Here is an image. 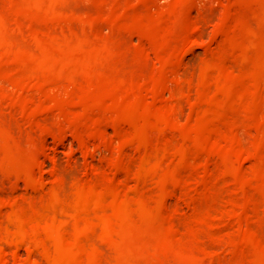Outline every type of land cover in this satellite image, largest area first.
I'll use <instances>...</instances> for the list:
<instances>
[{"label":"rangeland","instance_id":"obj_1","mask_svg":"<svg viewBox=\"0 0 264 264\" xmlns=\"http://www.w3.org/2000/svg\"><path fill=\"white\" fill-rule=\"evenodd\" d=\"M88 1H90V0L84 1V7L88 5V4H86ZM177 1H180V3L176 2V0H148V12L147 13L149 15L151 14V16L148 17L149 24H148L147 29L144 30L142 33H140L139 29H138L139 27H137V28L135 27L134 29H131V36L128 37L130 40L128 38H124V35H122L121 36L122 38L119 37V40L117 43L116 42L117 40L114 41L113 40L114 38L111 36V33H109V32H111V29L110 30L107 29V28H109L105 24V23H107V21H105V22L103 21V23L100 22L101 25L99 24L98 28L101 29V31L93 26V23H94V25L96 23L95 16H93L92 19H88L87 17L86 18L83 17V22H82L83 25L78 26L79 28L81 27L78 30L79 32L77 30H75V32H72L73 34L63 32V31L58 32L57 30L59 29V27H63L64 23H65V18L63 20H62V18H60V20H59V17H60L59 12L63 11L62 13H64V14H65V12H64V9H61L60 8L61 6L58 5L61 3V0L60 1L59 0H51L52 6H50V8H46L47 9L46 11L49 14V16H48L49 22L48 23L50 25L45 30V31H47V33H45V31L43 30V35H41L42 37H45L43 39H45V40L47 39L48 42L49 41H51V42L48 43L47 41L43 40L40 36L39 38H37V37L33 38L30 42V43H32L31 45L29 43V46L27 44V46H25L24 48H23V46H21L22 47L21 51H23L22 52L23 55H24L25 49H26L25 53L28 52L27 55H24V56H26V58L22 57V58H24V60L25 59L27 60V56L29 57L30 61L35 60L34 58H36V57L40 58L39 60L36 58L38 60V63H36L37 60L34 63H32V62L30 63L28 60H27L28 62L25 60V63H27V64L29 63V66H31V68L29 67L30 68L29 72L27 71L28 70L27 66L26 65H24L25 67L23 66V64H25V63L23 62L22 58H20V57L18 58V56H20V49H21V47H19L21 45L20 42L17 40L13 41L14 46L17 44L16 42H19V44H17L18 47H17V45L15 46L17 48L10 47L12 50L14 49V52L13 51L11 52L10 51L11 49H8L9 47L5 46V45L11 43V40L9 42V40L7 39L8 37L4 35L5 31H3V29H5L6 27H5L4 22L2 20H0V31L2 33V34H0V37H1L0 48H1V46H2V48H4V46H5V50L7 51V49H8V51H9V54H8V52L3 50L4 55H1L2 54V52H1L2 48H1L0 49V60L2 58H3V61H5V60L6 61H12V59L13 60L16 59L17 61H14V62L18 63V64L13 65L15 69H13L12 65H10V68L6 67L7 65L4 66L5 63L2 64L3 61L0 63V65H2V67H0V73H1V71L3 72L4 70L7 71V74L4 73L5 71L3 72V76L5 79L3 77H1L2 73L0 74V84H1V86L3 85L2 86L3 91H5L6 89L7 90L10 89L9 81H7V79H6L8 77L7 75L9 74V76H10L9 78L12 77L11 78L12 80L10 79L11 82H13V80H15L16 78L17 79L19 78V80L21 81L20 83H22L23 78H24V81H26L29 78L28 83H29V81H30V83H32V85L29 83L30 86H26L28 83H24V81H23V84L26 87L23 85L24 88H21L22 86H21V84H19V80L17 81V79H16L13 83L10 82V85H11L10 90L11 91L14 89V87L16 85V87H15L16 90H13V91H19L20 90L19 93L22 95H25L26 93H30V99L32 101L34 100V99H32V97L38 98L39 95L43 98V100H42V98L39 96L41 98L40 100H39V98L37 99V101L35 99V102H37L38 104H36L34 101L33 102L35 104L34 103L30 104L31 100L29 101V98H28L29 96L27 94L26 97L28 98V100H27V98H25V99L21 98V99H18V101H15V99H12V101H13L12 102V101H10L11 99H9V100L6 99L7 101H5V99H4V102L6 103V104L4 103L5 106L0 105V110H4L8 106L12 107L13 106L12 104H14L12 109L10 108V110H8V108H7L5 111L6 112L11 111L12 112V110L15 109L12 113L13 122L16 123V124L14 123V126L20 127L16 131L17 127L14 128V126L10 124V126L13 127L16 132L13 131L14 129L9 127V129H11L12 131L9 130L10 134L4 135L8 139L3 136L1 138V141H0V146H1V148H3L2 151L0 148V152H1L0 158L1 159L5 158L4 157V156H6L5 152L7 154V152L10 153L13 151L15 152V150L17 151L16 154H14V155L11 153V156L8 153V155L10 157H8V155H7L6 157L8 159L5 158L4 159L5 162L0 160V164L3 163L2 164L3 168L0 165V167L2 169V172H0V177H1L0 179H1V181L3 180L2 183L0 181V184L3 185L2 187H0V189L3 188V190H0V202L2 203V206H1L2 209H4L3 205L5 203V210H7L6 212H10V213H6L7 214V216H6V215H4L5 211L3 212L2 209L0 208V213L2 212L1 213L2 216L0 215V217L3 220L8 219V224H9L8 227L13 229V231L15 230L14 232H12L11 229H10V231L9 230L5 231L3 229L0 230V235L2 234L1 236L3 237V241H2V238L0 237L1 238L0 244H1V242H6L5 243V246H6V244L9 243L11 240L13 241L12 242L13 244L10 243V244H12V246L7 244V246H6L7 249L5 248V246H2V244L0 245V247L2 246V248H0V251L3 249V247H4V250H6V253H4V256L1 254V253H3L2 252L3 250L0 253V264H26L27 262H28L27 264H33L34 260H36V264H46V263L49 264L50 262L55 263V264L56 263L59 264L56 260L47 259V258H49V256L50 257L52 256V258H55V259L57 257V256L53 257V255H50L51 253L46 252L49 249H52L49 252H52L55 249H57V251L59 250L60 253L58 254V257L59 258L62 257L63 260H65V259L68 260V263H69V261H70V263L73 262V264H80V263L89 264V262H90V264H93V263L94 264H98V263L99 264H106L108 262V260L114 261V262H108L110 264H264V0H198V5H197L196 0H187V1L186 0H177ZM149 3L155 4V5H150ZM172 3L174 5H172ZM189 3L195 4L196 5L195 9L194 8L192 9V7ZM56 4L58 5V7L59 6L60 7L58 8L56 6ZM176 4L178 7H175ZM53 5H54V8H51V7H53ZM169 5H171V6H169ZM180 5L187 8V10H185L184 8H181ZM151 6H153V7H151ZM188 6H190L191 9ZM1 7L2 6L0 5V9L2 10ZM40 7L43 8L42 5ZM172 7H174L176 14L180 12L179 17H178V15H175V11H174V13L168 12V11L173 10V9H170ZM36 8L33 9V11L36 10L35 13L40 12L41 10L43 11V9L40 10V9H36ZM177 8H179V10H178L179 12L177 11ZM188 8H189V10H188ZM197 8H198V10H197ZM154 9H156V10H154ZM165 10L167 12H164ZM33 11H31L30 14L32 13V16H34V17H31L28 14L29 11H27L28 12L27 13L28 19L30 16V19H29L30 22L29 23L30 24L34 23V25L33 24L30 25V27H33V28L37 27V29L39 30L38 27L40 26V24H39L40 21H39L38 15L37 14H36L37 16L34 15ZM82 11L85 12V9L82 8ZM159 12H161V13H159ZM187 12H189V13H187ZM181 13H183L182 16H181ZM172 14L175 15L176 17L172 16ZM54 15L56 17L59 16L58 17V20L60 21L59 23H58V20L57 21L55 20ZM191 15H192V17H191ZM198 15H200L201 17ZM167 16L169 18H167ZM194 16L196 17V20L194 19L195 18ZM165 17H166V19H164ZM198 17H200V19ZM203 17H204V19H201ZM31 18H33V20H31ZM37 19H38V21H37ZM184 19H186V21ZM192 19H194V20H192ZM86 20H88V21H86ZM174 20L176 22H174ZM200 20H201V22H199ZM171 21L174 23H172ZM27 22H28V20H27ZM53 22H54V24H52ZM186 22H187V24L189 22V26L186 25ZM192 22H193V26H194V24H196V26H197V27H195V30L191 27ZM35 23H37L38 26L35 25ZM60 23H62V26ZM171 23L174 24L173 25L174 28H173ZM59 24H60V26H59ZM26 26L28 27V25H26ZM103 26H104V28H103ZM82 27H84L83 30H82ZM131 27H133V26H131ZM54 28H56V29H54ZM90 28L91 29L93 28V30H90ZM48 29H50V30H48ZM102 29L104 31H102ZM172 29H174V30H172ZM191 29L193 31H191ZM196 29H198L199 31H197ZM132 30H133V32L134 31L135 32L133 33ZM184 30H186V31H184ZM89 31L93 36H90V38H87L90 35ZM52 32L55 35H53ZM61 32L70 34V36L68 35V39ZM84 32L87 34H85ZM104 32H105V34H104ZM107 32L109 33V35ZM190 32H192V34L194 33L195 36H193L194 34L192 35ZM195 32H198L200 35L195 33ZM44 33L46 34L45 36H44ZM77 33H80V34H77ZM132 33H133V35H132ZM96 34L98 35V37H96ZM100 34H103L101 36L102 38L100 37ZM128 34H130V33H128ZM190 35H192L195 38H193ZM197 35H199V36H197ZM53 36H55V37H53ZM79 36H80V38H79ZM83 37H85V38H83ZM107 37H108V40L106 39ZM109 37H111L112 39ZM183 37H185L186 40L183 39ZM188 37H190V38H188ZM50 38H52V39H50ZM64 38H66V40ZM72 38H73V40H72ZM74 38L76 40L80 39V40H77V42H79V44L81 46L75 41ZM99 38H100V41L98 40ZM181 38L184 41V44L183 43L181 44V42H183L181 40ZM88 39H91V40H88ZM94 39L96 40V41H94V43H96V46L94 45V43L92 41ZM188 39H190V40L192 39L191 40L192 43ZM5 40H7V41H5ZM63 40H64V42H63ZM82 40H84L83 45H82ZM140 40L142 41L144 48H142L143 45L140 43L141 42ZM40 41L42 44H40ZM55 41H57V44ZM85 41H87V42H85ZM97 41H98V45H97ZM128 41H129V43H128ZM132 41L134 42L135 45L134 44L132 45V43H133ZM137 41H138V43H137ZM193 41H195V42H193ZM46 42H47V45L45 44ZM88 42H91V44L86 45V43H88ZM189 42L191 44H189V47H188ZM33 43L36 46V48L33 45ZM43 43L46 46H48V45L51 46V44H53V43L55 45L53 44L54 46H51V48L44 47V49H43V46H45V45H43ZM59 43H61L62 49H61V46H59L60 45ZM67 44H68V46H67ZM69 44L71 46H73L72 44H74V46L71 48V46ZM119 44L122 45V48ZM125 44H126V46H125ZM127 44H128V46H127ZM129 44H130V46H129ZM139 44H140V47H139ZM145 44H146V46H145ZM150 44H152V45H150ZM105 45H107V46L105 47ZM114 45H116V47ZM178 45L182 46V47L180 48ZM186 45H187V47H186ZM58 46L60 49L58 48ZM63 46H64V48H63ZM28 47L31 49V52L29 51L30 49H28ZM66 47H67V49H65ZM78 47L80 49H78ZM90 47H91V49H90ZM94 47H96V49L93 50ZM102 47H103V51H102ZM110 47H111V49H110ZM145 47H146V50H145ZM18 48H20V49H18ZM33 48H34L35 52H34ZM147 48H149L150 50H148ZM16 49L19 50V52H18L19 55H17V56L15 55V52L17 54ZM73 49H75V50L77 49V53L76 52L74 53L73 51H75V50H73ZM85 49H88V51ZM99 49H101V53H100ZM114 49H116L117 53L121 51L120 54L119 53L115 54ZM125 49H127V51H126L127 55L124 51ZM174 49L179 50V52L177 50L175 51ZM183 49H186V50L188 49V52L187 53L184 52L185 50H183ZM80 50H81V52H83V51L85 52V53L84 52L82 53L84 55L80 54L81 53ZM98 50H99V53H98ZM132 50H134V52H132ZM141 50H142V52H141ZM143 50H144V52H143ZM147 50L149 52H147ZM36 51H37V53H36ZM94 51L98 53L99 57L98 56L97 57L95 56L94 58L90 57L92 55H95ZM182 51L184 52V55L180 54V53H182ZM86 52H88L90 55L88 54L85 56V54H87ZM136 52H138V54ZM140 52H141V54H140ZM5 53H7L8 55L7 54L5 55ZM38 53H39V55H38ZM71 53H72V55L68 56ZM129 53L130 54L132 53L131 54L132 57L129 56L130 55ZM133 53H135V54H133ZM162 53H164L165 57H164V55H162ZM173 53H175V54H173ZM12 54L15 55L17 58L14 59V56L13 57L11 56ZM100 54H101V56H100ZM177 54L179 56H176ZM115 55H116V58H115ZM122 55L124 57H122ZM136 55H138V56H136ZM146 55H147V57H146ZM5 56L8 58L10 57L11 59L7 60V58ZM174 56H176V57H174ZM112 57L115 61H113ZM127 57L129 59L130 58L131 59L129 60ZM138 57L141 60L142 59L143 60L140 61V59H138ZM159 57H161V60L158 59ZM90 58H91V60H89V61H91V63H94V68H92L93 66L88 61V59H90ZM97 58H98V60H97ZM122 58L123 59L125 58V60H122ZM133 58L135 59V62L133 61L134 60ZM176 58L178 59L177 61H179V62L182 61L181 62L182 64H183V59L186 63L189 62L188 63L189 66L186 65L185 62H184L185 66L181 64L184 67V69H185L184 70L183 67H180L181 65L178 64L179 65L178 66V65L174 64V62L176 61ZM18 59L20 60V62ZM44 59H46L47 61H45ZM93 59H95V60L93 61ZM137 59L142 63L144 62L143 64H145V63L147 65H148V63L152 64L153 63L152 61H154L155 64L154 63L152 65L149 64L150 65V66H148L149 68L146 66L148 68V70H147V68H145V66H142L141 64H139L140 65V68H139V65H137V63H139V61H137ZM149 59H151V60H149ZM78 60H81V62ZM82 60H84V65H82V63H83ZM100 60L102 61L101 66H99L100 64H97V63L101 62ZM126 60H128V62ZM157 60H159L160 62L158 63ZM40 61H41V63H40ZM72 61H74V63H75V61L80 62L82 66H80V64H78L77 62H76V64L79 67L84 68V69H81V68L78 69L76 67L77 65L72 63ZM96 61H97V63H96ZM107 61H109V62H107ZM61 62H63V64ZM163 62H167L166 63L167 65L161 64ZM179 62H177V63H179ZM21 63H22V65H21ZM35 63L37 66L35 65ZM66 63H67L68 69L70 67L69 64H73V66L71 65V68H73L76 73L80 74L78 71H76L77 69L79 71L83 72V73H81L82 75L80 74L81 76L79 75V77H81V78H78V75L74 74V72H72L70 75V73H68V71L66 70V67H65ZM107 63H109L110 66H113V67H110L109 64H107ZM114 63H116V64H114ZM121 63L122 64L124 63L125 65L127 64L128 66H125L123 64V67H126L128 69L121 68V66H120V65H122ZM169 63H171V64H169ZM43 64L45 66H43ZM55 64H58V66H56ZM60 64H61V66H60ZM168 64L170 66H168ZM191 64H193V68L190 67V66H192ZM205 64L207 67L205 66ZM16 65H18V66H16ZM50 65H53V67L50 68ZM96 65H98V71H101V74L103 73V70L105 69L104 73L102 75L100 74L101 77H100L99 73H97V75L96 74L94 75V73H93L94 69L97 68ZM104 65H105V68H104ZM155 65L159 67V68L157 67L158 70L154 68V67H156ZM163 65L165 67L166 66L167 67L164 68ZM175 65H176V67H175ZM19 66H21V68H24L26 71L24 69H20ZM59 66H60V68H59ZM84 66H86V67H84ZM116 66H118V68L116 70H119V71H116L114 69V68H116ZM151 66H154V67L152 68ZM16 67H19V68L17 69ZM62 67H64V69ZM89 67H91L90 69H93V70L85 71V70H87L85 68H89ZM171 67L178 68V69L181 68V70L180 69L177 71L175 70L176 72L174 74L176 76L178 74L179 78H177V77L173 78L174 75L171 73H174V68H171ZM186 67H188V70L186 69ZM7 68L9 70L10 69L14 70L15 71L14 74H13V72L12 73L10 72L11 70L10 71L7 70ZM37 68H39V70ZM54 68H55V70H53ZM40 69H43L42 71H44V72H42ZM73 69H72V71H73ZM113 69L115 70V72ZM144 69L148 71V74H150L148 76H151V77H148L145 74L147 72H144L145 71ZM189 69H192L193 72H192V70L189 71ZM20 70H22V71L18 72ZM23 70L25 71V73ZM32 70L34 73L32 72ZM48 70H50V71H48ZM64 70L67 72V74H68L67 76L69 77V79L67 78V76H65L66 72L64 73L63 72ZM82 70H84V71H82ZM123 70H124V72L126 70L129 73L125 72L126 74H121V73H124ZM141 70H142V72H144L145 75L140 72ZM152 70H153V72H152ZM160 70H161L162 75H166V73H168V74H167V76L159 77L160 78V80H159V78L157 77V73L159 75ZM165 70H167V71H165ZM35 71L37 72V74L35 73ZM38 71H41L42 73L38 72ZM98 71L96 69V72H98ZM134 71H135V73L137 72L140 74H135ZM182 71H186L187 73L182 72ZM59 72H60V75H59ZM87 72H88V74H87L88 76L84 75ZM89 72H90V74H89ZM180 72L182 73V75ZM188 72L191 73L190 76L187 75V74H189ZM20 73H23V74H20ZM45 73H51L53 76H51V74H48V75H50L53 78H50ZM53 73H56V74H53ZM91 73H93V77H92ZM107 73L108 74L110 73L111 75L108 77V76H106ZM112 73H116L115 76H113V79H111L112 75H113ZM132 73H134L135 76L137 75L136 77H137V79H139L137 84H136V80H135L136 77H134V74L131 75ZM4 74L6 75V77ZM15 74H17L18 76ZM24 74H27V76H26L27 79L25 78ZM33 75H34V77H33ZM103 75H105L106 77H103ZM117 75H118V77H117ZM141 75H143V77H145V78L140 77ZM184 75H185V77H184L185 79L187 76H188L187 79L191 77L188 80L186 79L188 81V88L189 89L187 88V83L185 82V79L183 78ZM13 76H15V77H13ZM21 76H23V77L20 78ZM46 76L49 78L46 79L47 78ZM95 76L97 77V80L90 79L91 77L93 79H95ZM123 76H124V78L128 76V79L130 76V79L125 81L126 78L124 79ZM31 77L33 79H35L36 77H37V79L42 78L41 79L42 83H40V80H36V79H35L36 82L34 83V80H32ZM44 77H46V78H44ZM54 77H58V82L56 81L57 78L55 79ZM63 77L68 79V81L65 80V81L60 82L61 78H63ZM70 77H71V79H70ZM73 77L75 79L72 80ZM181 77H182V80L180 81ZM85 78L90 79L92 84L90 83V81L88 79H86L85 82H83V80ZM114 78H115V81L117 79H120L119 82H121V83H118V80H117V82L113 81ZM148 78H150V79H148ZM1 79H4L5 82ZM45 79L47 80V82L45 81ZM80 79H82V80H80ZM121 79H123L125 86H124V84H122L123 81ZM174 79H176V81H178V82L173 81ZM51 80L56 84L52 83ZM62 80H64V79H62ZM76 80L78 83L82 82L83 84L80 83V85H79L77 83L74 85L73 83H74V81L76 83ZM157 80L160 81L159 85H158ZM37 81H39V83ZM101 81H103V82H101ZM111 81L113 83H110ZM127 81H128V83H127ZM129 81H130V83H132V85L129 83ZM133 81L135 84L133 83ZM141 81L142 82L144 81V82L141 84ZM170 81H172V82L169 83ZM2 82H3V84H2ZM15 82H16V84H15ZM69 82H71V84ZM93 82H95V85H97V87L95 85H94V87L92 86L94 84ZM104 82H105V84H104ZM184 82H185V84H184ZM5 83H6V85L4 86ZM145 83H146V85H145ZM161 83H164V84H161ZM17 84L21 87H17L18 86ZM35 84H36V86H35ZM48 84H50L52 87L50 85L48 86ZM72 84L74 85V87ZM99 84L101 86V89L98 87ZM107 84H109V85H107ZM112 84H114V86ZM116 84L121 85L120 87L122 89L119 87V89L117 90L118 85H116ZM160 84L165 90L163 93H162V91H163L162 87H161V89L159 88ZM82 85H84L85 87ZM165 85L167 86L168 89L166 88ZM170 85H172V86L174 85L175 87L174 86L173 87L175 89L177 88L176 85L178 86V88L181 86V88L176 89L177 90L176 91L174 88L171 89L172 86H170ZM33 86H34V88H33ZM55 86L57 89L55 88ZM58 86H59V88H58ZM61 86H64V87H62V90H61ZM75 86H78V87L81 86L82 88H76ZM88 86H89V88H91V90L88 88ZM122 86H124V88ZM127 86H129V87H127ZM142 86H144V87H142ZM146 86H147V91H145ZM182 86L184 88L186 87L187 89L186 88L184 89ZM45 87H46V89H45ZM131 87H134V89H131ZM17 88L19 90H17ZM36 88L38 90H39V88H41V89H43V91L42 90L38 91ZM63 88L65 89V95L64 96H63V94H64ZM67 88L69 90H66ZM97 88H99L100 91ZM102 88L104 91L102 90ZM128 88H129V90L127 92ZM24 89H26L27 92H24ZM31 89H33V92L35 91L34 95H33V92L31 91ZM78 89H80V90H78ZM94 89H95V91H94ZM135 89H136L137 93L135 92ZM139 89H140V91H139ZM142 89H144V90H142ZM1 90H2V88L0 87V92H1ZM49 90H51L52 92ZM84 90H86V91H84ZM125 90H126V92L124 93ZM169 90H171L170 92H173L172 93L173 96L170 94ZM172 90H174L176 93ZM178 90H181L180 94L183 97H180V101L176 99V100H174L175 102H172L173 98L178 97V96H175V95H177ZM21 91L24 93H21ZM57 91H59L60 94ZM68 91H69V95H71V96L73 95L72 100L70 99L71 97L67 93ZM76 91L78 94L76 93ZM88 91H90V93L92 92L91 93L92 96L90 95V93ZM121 91H122V94H121ZM185 91H188V92L186 94H183L182 92L185 93ZM43 92H44V94H43ZM85 92L87 94H85ZM131 92H133L135 94L134 97H133V94L130 95ZM140 92L144 93L142 95L143 96L145 95L146 97H143ZM146 92H147V94H146ZM159 92H161V93H159ZM37 93H38V95H37ZM75 93L77 94V96H80L82 98L80 99L79 97H76L74 95ZM80 93L83 94V96ZM35 94L37 95V97ZM97 94H98V96H97ZM127 94H129V96ZM168 94L170 95V97H172L171 98L172 100L170 99ZM47 95H49L50 97ZM53 95H56V96H53ZM57 95L59 96V98H57ZM1 96H3V95H1ZM74 96L78 100L74 99ZM138 96L140 99L137 98ZM3 97L5 98V96H3ZM3 97H0V99H2ZM83 97H85V98H83ZM105 97L108 98L107 99L108 101L105 100L106 99ZM112 97H114V98H112ZM126 97H129V98H126ZM168 97H169V99H168ZM93 98H95V100ZM122 98H124L123 101H125V102H122V100H121ZM142 98H144V99H142ZM162 98H165V99H162ZM49 99L54 102L55 106L53 105V103H51V101ZM64 99H68V100L65 101ZM99 99H101L103 101H99ZM110 99H111V101H110ZM115 99H117V100H115ZM145 99L147 102L145 101ZM20 100H22L23 102ZM25 100H27V101H25ZM69 100L71 101V105H70L71 107L67 105L69 103ZM163 100H164V102H163ZM167 100H169L168 102L170 103V105H171V103H175V104H172L173 106H171L174 109L171 108L170 105H168L169 103L167 102ZM8 101H10V103ZM43 101H45V102H43ZM47 101H49V102H47ZM165 101H166V103H165ZM178 101L180 104L177 103ZM41 102H43L45 105L41 106ZM62 102L65 103V105L63 104V106H62L61 105ZM84 102H86L89 105H86ZM115 102H117V103H115ZM162 102H163V104H162ZM20 103H22L23 106ZM73 103L76 106L73 105ZM118 103L120 106L118 105ZM0 104H2V103L0 102ZM15 104H17V106ZM96 104H98L100 107ZM32 105H35V106H32ZM66 105L70 111L72 110L71 111L72 113H70L69 110H66L67 109L65 107ZM36 106H37V108H36ZM43 106H45V107H43ZM175 106H176V108H175ZM21 107H24L25 109L21 108ZM41 107H43V110L41 109ZM61 107H62V111H59V109ZM74 107H75V109H74ZM76 107H78L77 108L78 110L76 109ZM88 107L90 109H92L91 110L92 114H91V112L88 111V110H90ZM106 107H108V109ZM118 107H119V109H118ZM162 107H164V110H166V113H164ZM177 107L179 110L177 109ZM63 108L65 109V112H64ZM169 108L171 111L169 110ZM19 109L21 110L20 112H22V111L23 112L20 113ZM30 109L33 110L31 113H30V111H31ZM38 109H40V110H38ZM79 109H80V111H79ZM94 109H96V112H93V111H95ZM172 109L174 111H172ZM175 109H177V110L175 111ZM25 110L29 111L27 116L25 115L26 114ZM15 111L17 112V116L15 114L16 113ZM36 111L38 113V116L36 115L37 114ZM44 111L45 112L47 111V112L44 113ZM54 111H56L57 113L55 112V114H54ZM58 111L61 112V114H59ZM77 111L79 112V114L76 115ZM48 112L53 113L54 116L52 114L47 116L49 114ZM68 112H69L70 116L72 114L71 118L68 115ZM178 112H179V114H178ZM96 113H97L98 117L95 116ZM43 114H45V116L48 117V121L46 120L47 117H45V116L43 117ZM56 114H57V116H56ZM62 114H65L66 118H64V115H62ZM83 114H85L86 116ZM100 114H102V115H100ZM31 115H33V117ZM34 115L38 119H36L34 117ZM91 115H92V117H91ZM176 115H177V117H176ZM18 116H19V118H21L20 123L22 122V124L19 123ZM52 116H53V118L56 117V119H52ZM59 116L61 118H59ZM89 116L91 117V119ZM170 116L172 119L170 118ZM28 117H29V119H28ZM41 117H43V118H41ZM57 117H58V119H57ZM72 117H74V119ZM173 117H175V118H173ZM15 118H17V119H15ZM34 118H35V120H34ZM62 118H63V120H62ZM117 118H118V120H117ZM27 119H28V121H27ZM31 119H33V120L31 121ZM42 119H44V120H42ZM67 119H68V122L66 121ZM77 119H81L79 121L83 120V122H79ZM173 119H175V120H173ZM36 120L38 121V123ZM57 120H58V122H57ZM29 121L33 124L32 125L33 127L30 126L31 124L29 123ZM45 121H47V122H45ZM49 121H50V123H49ZM61 121H62V123H61ZM77 121H78V123H77ZM104 121H106L107 124H104ZM51 122H53V123L51 124ZM65 122H67V124ZM69 122L72 125H70ZM74 122H76V123H74ZM91 122H93L92 125L90 124ZM113 122H115V123H113ZM35 123H37L38 125L40 124V125L38 126ZM54 123H57V124H54ZM108 123H109V125H108ZM26 124L28 126H30L29 128L33 131L35 130L34 127L36 128L35 136H34V134H32L34 132L27 130L28 126L25 127ZM103 124L105 125V129H103V127H102V126H104ZM21 125L23 126L24 130L21 128ZM45 125L49 127L48 129L51 132L50 135L48 134L47 128H44V127H46ZM57 125H59L60 129L62 128L61 125L64 126L61 130V135L59 134L60 129L58 127H56ZM66 125H68V126L70 125V127L74 128V130L71 128L67 129ZM132 125H133V128H132ZM52 126H55L56 128L52 127ZM91 126H93V128H95V130ZM37 127H39L38 128L39 131H37ZM53 128L57 129V131H55V129H53ZM79 128H81V129H79ZM43 129H45V130L43 131ZM89 129L92 130L91 134L89 133L91 131ZM144 129H146V130H144ZM63 130L64 131L67 130V131H65V133H64ZM82 130H83V132H82ZM23 131H24V133H23ZM74 131H76V132H74ZM126 131H128V132H126ZM130 131H131V133H130ZM144 131L146 132L145 135H144ZM18 132H20L21 134H19ZM26 132H27V134H28V132H30V138H28L29 134L27 135ZM41 132H43V133H41ZM56 132H58V134H56ZM84 132H86L87 134H90V135H87L86 133L84 134ZM158 132L159 133L161 132V133L159 134ZM11 133H13V135H15L17 133L19 135H22V137H26L25 139L20 137V139L22 138L23 141H26V140L30 141L31 138H33V140H34L37 137L38 142L35 140L33 142V144L36 142V144H34V145H36V147H40V148L36 149L37 151L36 150L33 151L32 148H30L28 146V145H30V143L28 144L27 141H26V143L28 145L25 142L21 143L22 140L17 141V139H19V137H17V135L14 136L15 141H13L14 138L12 139L13 136ZM148 133L149 134L153 133V134L150 137V135ZM154 133H156V134H154ZM38 134H41V135H38ZM43 134H47V135L42 136ZM103 134H105V136ZM128 134H130L131 136H129ZM139 134H141V136H139ZM107 135L109 136V138ZM124 135L125 136L127 135V137L129 136V141L127 138H125V139L123 138L124 141L127 139L125 142L123 141V139L121 137H125ZM39 136H41V137L39 138ZM42 137H43V139H42L43 141L40 140ZM93 137H95V138H93ZM59 138H61L62 140H60ZM5 139L7 140L6 144H5ZM103 140H106V141L103 142ZM2 142H3V144H2ZM8 142H10V144H12L10 146V148L12 147L13 149L11 148V150H13V151H10V148L8 146L10 144H8ZM13 142L16 144H14ZM40 142H44V146L46 145L48 147H46V146L43 147V145H41ZM121 142H124L126 144L122 143V145H121ZM37 143H39L40 145ZM3 145H4V147H2ZM26 145H27L28 149L25 147ZM32 145H31V147H33V149H34L35 146L34 145L32 146ZM119 145H121V147ZM124 145H125V147H124ZM122 146H123V148H122ZM150 146H153V147L149 148ZM22 147L25 149V151H24V149H22ZM5 148L8 150H6ZM45 148H47V149H45ZM119 148L120 149L122 148V149L119 150ZM151 149L154 150L155 153ZM39 150L41 151L42 156L39 155V153H40ZM47 150H48V152H47ZM18 151H20L21 154ZM35 151L38 154H36ZM44 151L46 152V154L44 153ZM149 151H151L152 153ZM26 152H29L30 155L29 154L25 155ZM2 153H3V155H2ZM42 153H44V154H42ZM48 153H49V155H48ZM33 154L37 155V158H39V159H37L36 156H34ZM148 154H151V155L148 156ZM17 155L22 156V158L26 157L27 160L29 159L28 162L26 160H22L23 162L19 163V161L21 162V160H20L21 157L18 156L17 157L18 159H16L14 156H17ZM114 155H116V156H114ZM143 155H145V156L147 155L148 158L144 157ZM153 155H155V158L153 157ZM12 156L15 158V160H17V162L13 161L14 159L12 158ZM112 156H113V158H111ZM121 156H124V157L121 158ZM141 156H143L144 158H141ZM150 156L153 157L154 161L150 158ZM105 157L106 158L110 157L111 160L109 159V162H108L107 161L108 158H107V160H104L106 163H103L104 161L102 162V160ZM31 158L32 159L36 158L33 160L34 164L38 161L37 162L38 166L36 164H35V166L41 168V170L43 169L42 171L41 170L39 171L38 168H37V171H39V172L35 171L36 167L34 165L32 166L31 161H30ZM101 158H103V159H101ZM135 158H137V159H135ZM43 159L45 160V162ZM112 159L114 160V162ZM124 159L126 161H123ZM143 159L145 161L147 160L146 162L148 164L144 163ZM155 159H156V161H155ZM117 160H118V162H117ZM8 161L12 162L13 164L12 163L10 164V162H8ZM24 161H26L27 163H29V165H31L32 170H33L31 172L33 173L34 176H35V173L38 174L35 176V178H34V176H33V178H30V173H31L30 169H29L30 167L28 168V166L24 163ZM39 161H42V162L40 163ZM99 161L101 162V164H99L100 163ZM119 161L123 164L124 169L121 168L122 165H119L120 164ZM137 161L139 163H137ZM149 161H152V162H149ZM157 161H159V162H157ZM142 162L146 168L143 165H141ZM4 163L7 166L4 165ZM151 163H154V164H151ZM8 164L11 165V168ZM61 164H63L64 166ZM98 164L100 166H102L104 164H107V165H104V167L103 166L99 167ZM146 164L149 167H147ZM19 165H21V166H19ZM66 165H67V169H65ZM96 165H97L98 169L95 167ZM116 165H118V166H116ZM22 166H24L25 168L24 167L20 168ZM40 166H43V167H40ZM106 166L109 167L110 169L108 170V168ZM114 166L118 167L120 170H118V168H117V170L120 171L121 173H119ZM94 167L96 168V170ZM142 167L145 171L141 169ZM13 168H16L15 169L16 171H17V168L18 169L20 168V170L17 171L19 175L16 173V171ZM60 168L62 170H60ZM99 168L101 170H99ZM134 168H135V170H133ZM26 169L27 170L29 169L28 170L30 172L29 174L27 173ZM73 169H75V170H73ZM151 169L153 171H149ZM6 170L8 173H9V171L11 172V170H12V172L10 174L11 175L14 174L15 176L11 177V175L8 174L6 172ZM23 170H26V172H24ZM63 170H64V172L66 171L65 174H64V172H62ZM68 170L71 171V173ZM72 170H73V172H72ZM102 170H104V172H103L104 176L102 175ZM106 170H107V173H105ZM19 171L20 172L22 171V174H20ZM58 171H59V173H58ZM109 171H110V174L113 171L112 172L113 174L112 175L108 174ZM67 172H69L70 174H67ZM116 172H118L119 174ZM3 173H4V176H3ZM73 173H74V175H72ZM98 173H100V175H98ZM145 173H147L146 176L144 175ZM23 174L24 175L26 174L25 175V181L23 178L24 177ZM92 174H94V175H92ZM107 174H108V177L110 180L105 178V175H107ZM123 174H124V176L125 175L127 176V179L130 183L125 178L126 176L125 177L123 176ZM132 174H133V176H138V177H133ZM141 174L143 176H141ZM16 175H18V176H16ZM41 175H42V177H41ZM58 175H59V178H61V176H62V178H64L67 181L71 177L74 180L73 181L70 178L72 183L66 181L63 184H67V183L70 184L71 183L70 185L72 186V184H73L74 188H76V189L74 190V188H73V190H72L70 185H69V187H70L69 190H67L68 189L67 185H66V187L65 186L56 187L54 182L55 183L57 182V180H58L57 176ZM63 175L64 176L66 175L65 177L68 179H66ZM67 175H69L70 177H67ZM77 175H79V176H77ZM91 175L93 177H95V180H97L95 182L96 186L100 187L101 189H99L98 187H94L95 188L94 189L92 187V184L95 185L93 183L95 180L92 177H91V179H89ZM115 175H117V176H115ZM27 176H28V178H27ZM31 176H32V174H31ZM39 176L43 180L40 179ZM96 176H99V178ZM102 176L104 179L102 178ZM111 176L113 179L111 178ZM121 176L123 177V179ZM36 177L38 179H36ZM114 177H116V178L114 179ZM128 177H131V179L135 178L136 180L133 181ZM16 178H18V180ZM19 178L20 179L22 178L21 181H19ZM52 178H54V179L52 180ZM74 178H76V180L78 181L79 186L84 187L83 190H81L82 192H80L81 187L78 186L80 189L77 188V181H75ZM86 178L88 180H86ZM97 178L98 179L101 178L100 181ZM124 178L126 179V181L124 180ZM8 179H9V181H8ZM13 179H14V181H13ZM30 179L35 183H37L36 182L37 180H40L41 182L39 181L40 184H39V182H38V184L40 185L42 190H41V188H37V186L35 184V186H33V188L34 189L36 188L37 190L32 191L31 190V188H32L31 183L32 182H30ZM84 179H85V181H84ZM92 179L94 181H92ZM137 179H138V181H137ZM143 179H144V181H143ZM112 180H114V181H112ZM140 180H141V182H147V184L145 183L143 185L140 182ZM11 181H13L15 183L17 182L16 183L17 185H15V186H16V188H19V189H14L15 188L14 183L13 184L10 183ZM27 181H28V185H27ZM42 181L44 182L43 185H42V183H43ZM49 181H51V183H49ZM91 181H92V183H91ZM116 181L118 182V184L115 183ZM135 181H136V183H135ZM6 182L8 183V185ZM20 182L22 184H24V182H25L24 186L27 188H25L22 184H20ZM75 182H76V184H75ZM79 182L81 184H79ZM89 182L91 184L90 188L88 185ZM97 182H99L98 185H97ZM100 182L102 183V185H100ZM119 182H121V183H119ZM123 182L124 183L127 182V183L124 184ZM137 182H139V183H137ZM29 183H30V185H29ZM52 183H53V185H52ZM132 183H134L135 187L133 185H131ZM140 183H141V185H140ZM9 184L11 187H9ZM49 184L52 185V186L50 185L51 187H54V188H52L53 190L51 189V187H49ZM85 184L88 185V188L91 189V191H92V189H94L95 190L94 192H96L99 196L100 195L103 196V198H102V196H100V198H102V199L98 198V201L100 200L99 203H101V205L96 200L92 199L91 197H90V201L87 199V198H89L88 196L86 198L85 195H89L88 191H90V190L85 188V187H87V185H85ZM114 184H117L118 186L114 185ZM119 184H122V185H119ZM124 185L126 187H124ZM18 186H20V187H18ZM120 186H121V188H119ZM127 186H129V188L132 187L131 190ZM55 187L58 190H56ZM63 187L66 191L63 190ZM122 187L126 188L125 191L122 190L123 189ZM140 187H142V188L140 189ZM144 187L146 188V190L148 189L147 191H149V193H150L149 198H147L148 193L146 190H144ZM9 188H12L14 195L12 194V191ZM47 188H49V189H47ZM96 188L99 191L103 190L102 191L103 194L101 192L99 194V192L96 191ZM135 188H137L136 191L139 195L138 196L137 193H135L138 196L137 198L142 199V200H139L138 202H136L137 200L134 197L136 195H132ZM4 189H5V191H4ZM77 189H78V191H77ZM86 189L88 191H86ZM118 189H120L121 191ZM23 190H25V193L27 195L26 197H25V193L23 192ZM29 190L31 192H29ZM48 190H50V191H48ZM51 190L54 191V193L51 192ZM55 190L59 191L58 193L63 191V194H64V192H65V194H64L65 197H63V194L58 195L57 192H55ZM139 190L140 191L144 190V193H146V196L143 193H141ZM2 191H3V193H2ZM20 191L23 193H21ZM41 191H42V193H41ZM47 191L49 193H47ZM68 191H71V192L75 191L77 194L79 192L80 193H83V192L86 193L87 192L86 194L83 193L84 195H81V196H83V197L85 196L86 200L89 202L88 203L86 201L83 202L84 199L82 197H79V194H78V196H76L75 192H73V195L71 192L69 194H67ZM131 191H132V193H131ZM33 192H35L36 195L33 194V196H32L31 194ZM43 192L45 194H49L50 197L48 195H44L45 197L43 198ZM10 193L14 196V198H15V196H16V198H18V200L15 199L17 201V203L22 202V204L21 203L19 204L21 206H17V205L15 206L14 205V204H16V202L13 203L14 199L11 198V196L9 195ZM96 193H95V195H96ZM122 193L123 194L125 193L124 196L122 195ZM22 194L24 197L22 196ZM40 194H42V196H41L42 198L40 197L41 201L38 200V199H40L39 197L38 198L36 197V196H39ZM28 195H29L30 199L27 198ZM56 195H58L59 198L58 197L56 198ZM92 195H94V193H92ZM140 195H141V197H140ZM5 196L6 197L10 196V199H8V198L6 199ZM144 196L146 197V200L144 199L145 198ZM20 197L22 200L24 198L25 203H27L26 200H29L30 203L33 202L32 204L36 203V211L38 209L41 210V208L38 206L43 205L42 206L43 209L45 207L44 205H46V206L48 205V206L46 207V210L45 209L44 210L42 209V211L38 210L37 211L38 213H36L35 205L33 206L34 208L31 207V209L33 208L32 210L28 209V207L30 208V206H32V205L29 204L30 206H28V204H25L23 201H20L21 200ZM69 197H70V199L73 200L74 203L77 204L76 206H75V204L74 205L72 204L73 202H71L72 200L70 201ZM75 197L78 200L80 199L79 202L77 201V199L74 200ZM127 197H128V199H127ZM129 197H131V198L133 197L134 200H132L133 198L131 199ZM31 198H32V201H31ZM36 198L38 201H40L39 202L40 205H38V202L35 201ZM47 198H49V199H47ZM2 199H3V202L1 201ZM58 199H59V201H58ZM62 199H64L63 201H65V203H66L65 205L63 204L64 203L63 201L62 202L60 201ZM5 200L7 202H5ZM11 200L13 202H11ZM44 200L46 202H44ZM55 200L57 201V203H54ZM101 200H104L106 203L105 202L102 203ZM47 201L48 202L50 201L51 203L49 202L50 203L49 204ZM67 201H69L71 204L67 203ZM58 202H60V203H58ZM95 202L97 203L95 205V207L99 204L98 206L100 208L97 207L95 210H93ZM52 203H54V204H52ZM11 204H13L14 208ZM55 204H57V205L59 204V205L54 206ZM67 204H69L70 206H68ZM84 204H86L85 205L86 208H85V206H83ZM90 204L93 206L91 207ZM6 205H8V206H6ZM63 205L65 208H63ZM130 205H131V207H132V205L134 206L133 209L130 207ZM10 206L13 210L12 213L10 211L11 210ZM50 206L54 209V211H56L55 209H57L58 207L63 208L64 210L61 208L60 209L63 210L67 214V216L65 215V213L60 212L59 208L57 211H58V214L60 216H62L64 214L66 217L65 219H67V217L70 219V221H69V219H67L68 224L66 223V220L61 219V218H64V216H62V217L59 216V219H57L58 222L62 220V222H60V225H59V223L56 222V220H54L58 217L56 212L51 211V210L49 211V209H51ZM77 206H78V208H77ZM80 206L82 207L81 211L79 209ZM103 206L107 207V209L103 208ZM127 206L129 207V209L127 208ZM6 207H7V209H6ZM20 207H23L24 209L20 208ZM48 207H49V209H48ZM55 207H57V208H55ZM75 207L77 209V215L75 214L76 213V209H74ZM17 208H20L19 209L20 211ZM83 208H85L87 210L91 209V211L87 212V210H85ZM65 209H66V211H65ZM99 209H101V210H99ZM102 209H103V211H102ZM108 209L110 211V212H108L109 215L106 214ZM28 210H30V211L34 210L33 211V213L35 212L34 215H33V213L31 215V212ZM84 210L86 212H84ZM17 211L21 212V215H20V213H18V215H17ZM82 211L84 212V214ZM93 211H95V212H93ZM25 212H26V215L30 214L31 216L29 217V215L28 216L24 215ZM43 212L46 214H44ZM71 212H74V214L72 215ZM97 212L100 215L103 214L100 216V220H98L99 219L98 214L96 215V217L98 219H96L95 217H94L95 218L94 219L91 216V215L94 216V213H97ZM103 212H105V213H103ZM79 213H82V214L80 215ZM8 214H9V216H8ZM10 214L11 215L13 214V217ZM22 214L24 215V217L26 216V219L23 217ZM35 214H37V216H38V214H41L42 217L38 216L39 217L38 218L36 216L38 218V220L39 219L42 220L44 215L45 216L47 215V217H44L45 218L44 221L47 222L50 218L52 219V220L48 221L50 224H48V222L46 223L44 221H42L44 224L42 222H40L41 228H42L41 230H39L40 229L38 227L39 225H37V224H40L38 222V220H37V224L35 223V225H33L34 228H36V229H34L35 232H37V234L40 235V236L38 235V238H37V236L35 237L34 236L35 233H33V231L30 230L33 228L32 221L34 222L33 217H35ZM52 214H54V215L51 216ZM85 215H87V216H85ZM3 216H4V218H2ZM17 216H20V217H17ZM49 216H50V218H49ZM54 216H56V218H54ZM73 216L78 218V221H76L77 219L74 218ZM82 216H83V219L81 218ZM108 216H110V217H108ZM28 217L32 218V219H30L31 224H29V225L27 224L29 222L26 221V220H29ZM102 217H104V219ZM20 218H22L23 220H21ZM71 218H72V220H71ZM84 218H86V222L83 221V220H85ZM92 218H93L94 222H96V224L94 222H92L93 225H95V226L89 227V225H91V224H89L86 227L84 224L85 223L88 224V222L90 223V221H93ZM109 218H111V219H109ZM1 219H0V221H1ZM13 219H15V221L17 222V223L15 222L16 224L14 223ZM73 219H76V220H73ZM87 219H90V221L89 220L87 221ZM10 220H11V222H10ZM24 220H25V222H23ZM53 221H54V225H56V227H55L56 233H53V234H55V236H52L49 233V232H52L55 230V229H53V227H51V225H53ZM74 221L76 222V225H75ZM80 221L84 222V224L81 223ZM99 221L103 222L104 227L101 226L102 223H100ZM118 221H120L121 223ZM18 222H20V225ZM3 223H5V221H3ZM56 223L58 224V226ZM77 223L80 226L77 227ZM22 224H24V228L27 224V226H29L28 229L30 231L29 230L27 231V228L25 230L23 228ZM46 224H48V226ZM61 225H62V230L65 233H67V236L66 237L64 236L65 240L62 238V242L64 241L62 244L66 245L67 244L66 242L68 241L69 242L67 244L68 246L66 245L68 248H66L64 246L60 247V245H61L60 244V241H61L60 237H63L62 235L65 234V233H63V231L57 230V227H60ZM70 225L73 227L72 228L73 231L71 228H66V230H64L65 229L64 227H69ZM12 226H15L16 228H14ZM75 226L77 227V229ZM98 226H100V228L101 227L102 228L100 229ZM44 227H46L47 230H50V231H48V233H49L50 237L52 236L51 239L54 240V242H52V243L56 244V246H54L55 244L53 245V247H55V248H52V246H51V248L49 247L48 249L47 248L44 249V247H42L41 245H39V243H37V242H40V244H42V245L45 244L44 246L46 247L47 242L44 243L46 241V239L42 237L43 235L45 237V234L47 233V231L44 229ZM18 228H19L20 232L16 230ZM37 230L41 231V233L38 232ZM70 230L72 232H69ZM26 231H27V233H29V235L28 234H27L28 236L22 235V234H26ZM43 231H44V233L45 232L46 233L44 234ZM57 231L62 233V234L59 233L60 234L59 238L57 236L58 235ZM96 231L97 232L99 231V232L97 233ZM6 232H11L12 234H10V233L7 234ZM17 232H19L20 234ZM78 232H82L85 235H82L81 233L78 234ZM14 233H16V235ZM71 233L73 234L74 237L76 235L75 240H77L76 238H78V235L83 237L82 240H81V238H78V241L82 245L73 239V236ZM5 234L7 235V237ZM17 234L19 235V237L17 236ZM68 234L69 235L71 234L72 237L69 236ZM86 234L88 236H86ZM92 234H93L94 238L91 240L90 236L93 237ZM97 234H98V241L100 239V242L104 246V249L106 248L105 250H108L107 248H109L110 251L108 250V252L110 254H112L113 256L110 255L108 252L106 253L105 250H102L103 247L101 246V244L100 245L98 244V241L96 240L97 237L95 238V235L97 236ZM8 235H10V236H8ZM30 235H31V237H30ZM14 236L16 237L17 243L14 242V240H15V238L13 239ZM26 236L30 237L29 239H31L32 237L40 239L41 241H39V240L36 241L35 238L31 239L32 241L35 240V242L39 246H37L35 244V242H31V240H27L26 238H24ZM84 236L86 237V239L84 238ZM8 237L10 238L9 240H8ZM17 237H18V241H17ZM67 237H68V239L70 237V239L67 240ZM87 237H89L90 239ZM4 238H6V240ZM24 239H25V241H27L25 243H28L30 241V243H29L30 245L28 244L29 245L28 250H27L28 245H27V247H26V245L24 246ZM58 239H59V241H58ZM7 240L9 242H7ZM19 240L23 241V243L19 242ZM42 240H43V242H42ZM53 240L47 239L48 242L53 241ZM72 240L75 244L72 243ZM87 241H88V243L89 242L91 243V241H92L94 246H92V247L89 246V245H93V244H88ZM95 242L98 244L99 247L95 244ZM31 243H32V246H31ZM50 243H48L47 245H49ZM77 243L79 245H76ZM58 244H59V246H58ZM19 245H20V247H19ZM33 245L36 247H39L40 252H37L38 248L36 249L37 250L36 251L35 247ZM85 245L87 247H90V251L87 250L88 248H86ZM13 246H14V248L16 246L17 249L15 248V250H13L14 249ZM40 246H41V248H40ZM77 246L78 247L82 246V248L84 246L85 248L83 249V252H85V250H86L87 253H89V255H87V253L82 254L81 253L82 251L80 252V250H82V249H80L81 247L77 250L76 249V248H78ZM95 246H97V247H95ZM33 247H34V249H33ZM58 247L61 249H58ZM71 247L72 248L74 247V249L77 252H79V255L76 253L75 250H74L75 251L74 252ZM94 247L97 251H99V253H100L99 248L101 247L100 249H101L102 253L98 254L97 251L93 250ZM30 248H32V250H30ZM64 248L67 249L68 251H70V249H71V251H73L75 254H77L78 257L81 256L80 257L81 259L77 257L80 260V262L76 258V256H74L73 252H71V255H70L69 252L67 250H65ZM41 249H42V251L46 250L45 254L48 255L47 258L45 255H43L44 253L41 251ZM63 249L65 251H63ZM9 250L14 251V252L9 254V252H8ZM35 252H36V254L38 253V255L39 254L41 255V260L42 261L44 260L45 263L41 262V260H39L40 258H38V257H40V256L37 257ZM64 252L68 256H66L64 254ZM62 253L65 255V259H64ZM92 253L94 255H96V257L94 256V258L99 260V262L96 261V263H95L94 262L95 260H91L93 258ZM96 253L98 254V257H97ZM52 254L56 255L57 252H54ZM80 254H82V255H80ZM102 254L109 255V257L107 256L109 259H107L106 256H105L106 258H104L102 256ZM12 255H14V256H12ZM28 255L32 259L27 258V257H29ZM69 255H70V258H69ZM84 255H85V259L82 258V257H84ZM32 256L35 257L34 260H33ZM43 256L46 259H44ZM2 257H3V260H1ZM59 258H58V260H60ZM71 258H73V259H71ZM88 258H90V259H88ZM101 258H104V259H102L103 261L106 260V261H104L105 263L104 262L102 263V261L100 260ZM83 259H84L85 263H83V261H82ZM47 260H48V262H46ZM49 260H52V261H49ZM66 260H65V262H67ZM53 261H55V262H53ZM65 262H60V263L65 264Z\"/></svg>","mask_w":264,"mask_h":264},{"label":"bare ground","instance_id":"obj_2","mask_svg":"<svg viewBox=\"0 0 264 264\" xmlns=\"http://www.w3.org/2000/svg\"><path fill=\"white\" fill-rule=\"evenodd\" d=\"M37 1H38V0H37ZM37 1L35 0V2H37ZM44 1H45V0H44ZM48 1H49V0H48ZM59 1H60V0H59ZM75 1H76V0H75ZM84 1H87V0H84ZM97 1H98V0H97ZM101 1H102V0H101ZM106 1H108V0H106ZM111 1H112V0H111ZM128 1H130V0H121V1L117 0V1H113L111 7L107 8L105 11L102 10V11H104V13H102V17H101V18L104 20V22L107 21V22H112V23H113V28L111 29V32H109V33H111V36L114 38V39H113L114 41L117 40V41H116L117 43H118L119 37L122 38V37H121L122 35H124V38H128V37L131 36V31H128L127 29H122V28H125V24L128 22V20H130V16H131V14H130L131 11H130V9L128 10V8H127V9H126V8H124V9L122 8V7L124 6V4H129ZM147 1H148V0H147ZM186 1H187V0H186ZM30 2L36 4V3L33 2L32 0H30ZM30 2H29V0H0V5L2 6V7H1L2 10L0 9V11H1V12H0V20H2V21L4 22L5 27H6L5 29H3V31H5V34H4V33H3V34H4L5 36L8 37L7 39L9 40V42H10V40H11V43H9V44H7V45L4 44L5 46L9 47L8 49H11L10 47H12V48H13V47H14V48H17V47H18L17 44H19V42H20V44H21L19 47L23 46V48H24L25 46H27V44H28V46H29V43L31 42V40H32L33 38H35V37L39 38L41 35H43V30H41L39 27H38V28H39V30H38L37 27H36V28H33V27H27V26H26V25L28 24V22H27V17H28V16H27V11H28V10H26V8H27L28 4H30L31 6H35L34 4H31ZM50 2H51V1H50ZM54 2H55V1H54ZM61 2H63V1H61ZM95 2H96V0H95ZM103 2H104V1H103ZM108 2H109V1H108ZM136 2H137V1H136ZM176 2H179V3H180V1H177V0H176ZM194 2H195V1H194ZM196 2H197V5H198V0H196ZM44 3H45V2H42V6L45 5ZM56 3H57V2H56ZM79 3H80V2H79ZM82 3H83V1H82ZM82 3H81V4H82ZM85 3H86V2H85ZM104 3H105V2H104ZM109 3H110V2H109ZM147 3H148V2H147ZM173 3H174V2H173ZM173 3H172V5H174ZM38 4L40 5V2H38ZM38 4H36V6H37ZM50 4H52V3H50ZM57 4H58V3H57ZM57 4H56V6L58 7ZM75 4H76V3H75ZM86 4H88V5L85 6V7H84V5H82V6H83V9H85V12L83 11L84 13L81 12V13H82V16L85 17V18L87 17L88 19H92V17H93L94 14H95L94 12H92V10L95 9V8H94V5H93V0H90L89 3H86ZM95 4H96V3H95ZM105 4H106V3H105ZM107 4H108V3H107ZM142 4H144V3H142ZM149 4H150V3H149ZM189 4L191 5L192 9H193V8L195 9V7H196L195 4H191V3H189ZM39 5H38V7H37L36 9H40V8H41V7L39 8ZM60 5H61V4H60ZM64 5H65V4H64ZM71 5H72V4H71ZM96 5L99 6V4H96ZM109 5H110V4H109ZM139 5H140V4H139ZM146 5H147V4H146ZM150 5H155V4H150ZM185 5H186V4H185ZM194 5H195V6H194ZM40 6H41V5H40ZM46 6H47V5H46ZM46 6H45V7H46ZM51 6H52V5H51ZM61 6H62V7L59 6L61 9H62V8H63V9H64V8H67V7H65V6H63V5H61ZM77 6H78V5L76 4L75 7H77ZM97 6H96V7H97ZM100 6H102V5H100ZM106 6H107V5H106ZM121 6H122V7H121ZM128 6L130 7V4H129ZM136 6H137V4H136ZM140 6H142V5H140ZM166 6H167V5H166ZM169 6H171V5H169ZM180 6H181V5H180ZM28 7H29V9H30V11H29L28 14H29L31 17H34V16H32V13L30 14V12L33 11L34 7H33V9H31L30 6H28ZM59 7H58V8H59ZM71 7H73V6H71ZM75 7H73V8H75ZM142 7H143L142 9H143L144 11H146V10L144 9V6H142ZM151 7H153V6H151ZM175 7H178L177 4L175 5ZM188 7L191 9L190 6H188ZM197 7H198V6H197ZM43 8H44V6H43ZM43 8H42V9H43ZM51 8H54V5H53V7H51ZM77 8H78V7H77ZM77 8H76V9H77ZM105 8H106V7H105ZM121 8H122V9H121ZM179 8H180V7H179ZM179 8H177V11L179 10ZM181 8H184L185 10H187V8H185L184 6H181ZM189 8H188V10H189ZM45 9H46V8H45ZM61 9H60V10H61ZM76 9H75V11H76ZM97 9L99 10V8H97ZM136 9H137V8H136ZM138 9H139V8H138ZM138 9H137V11H138ZM140 9H141V8H140ZM170 9H173V13H174V11H175V10H174V7L170 8ZM40 10H41V9H40ZM46 10H47V9H46ZM56 10H57V9H56ZM149 10H150V9H149ZM154 10H156V9H154ZM197 10H198V8H197ZM35 11H36V10L33 11V14H34V15H36V14L38 15V18H39V21H40L39 24H43L44 22H46V19H48V18H47V12H42V10H41L40 12H36V13H35ZM44 11H45V10H44ZM64 11H65V9H64ZM78 11H79V13H80L79 8H78ZM81 11H82V10H81ZM152 11H153V10H152ZM51 12H52V11H51ZM62 12H63V11H62ZM62 12H59V13H60V14H59L60 17H59V16L56 17L55 15H54L55 17L53 16V17L55 18L56 21L58 20V17H59V20H60V18H62V20H63L65 17H67V15H65V14L62 13ZM76 12H77V11H76ZM96 12H98V11H96ZM134 12L136 13V11H134ZM138 12H139V11H138ZM138 12H137V15H138ZM140 12H141V10H140ZM140 12H139V15H140ZM164 12H167V11L165 10ZM168 12H171V11H168ZM178 12H179V11H178ZM184 12H185V11H184ZM195 12H196V11H195ZM132 13H133V11H132ZM159 13H161V12H159ZM159 13H158V14H159ZM187 13H189V12H187ZM187 13H186V14H187ZM50 14H51V13H50ZM67 14H68V13H67ZM70 14H71V11H70ZM70 14H69V15H70ZM83 14H84V15H83ZM98 14L101 15L100 12H99ZM179 14H180V12L176 14V11H175V15H178V17H179ZM182 14H183V13H181V16H182ZM191 14H192V13H191ZM37 15H36V16H37ZM56 15H57V14H56ZM144 15H145V14H144ZM148 15H149V14H148ZM175 15L172 14V16H175ZM184 15H185V14H184ZM30 16H29V19H30ZM95 16H96V14H95ZM140 16H141V15H140ZM150 16H151V14H150L149 16L146 15V17H150ZM164 16H165V15H164ZM198 16H200V15H198ZM97 17H98V16H97ZM175 17H176V16H175ZM191 17H192V15H191ZM194 17H195V16H194ZM194 17H193V18H194ZM200 17H201V16H200ZM200 17H198V18L200 19ZM50 18H51V17H50ZM56 18H57V19H56ZM70 18L73 19V21H74V20L77 21L78 19L81 18V15H80V14H77V13L74 12V14H73V13L71 14ZM101 18H100V20H101ZM134 18H135V16H134ZM167 18H169V17L167 16ZM170 18H171V17H170ZM180 18H181V17H180ZM29 19H28V21L30 22ZM135 19H136V18H135ZM164 19H166V17H165ZM181 19H182V18H181ZM194 19L196 20V17H195ZM194 19H192V20H194ZM201 19H204V17L201 18ZM31 20H33V18H31ZM59 20H58V23L60 22ZM62 20H61V21H62ZM97 20H98V19H97ZM103 20H102L101 23H103ZM141 20H142V19H141ZM167 20H168V19H167ZM184 20L186 21V19H184ZM184 20H183V21H184ZM187 20H188V19H187ZM189 20H190V19H189ZM37 21H38V19H37ZM52 21H53V20H52ZM70 21H71V20H70ZM86 21H88V20H86ZM190 21H191V20H190ZM65 22H66V20H65ZM84 22H85V21H84ZM96 22H97V21H96ZM99 22H100V21H99ZM141 22H142V21H141ZM171 22H172V21H171ZM174 22H176V21L174 20ZM174 22H172V23H174ZM195 22H196V21H195ZM195 22H194V23H195ZM199 22H201V20H200ZM62 23H63V22H62ZM62 23H60L61 26H62ZM68 23H69L70 26H71V23H70V22H68ZM77 23H78V22H77ZM85 23H86V22H85ZM97 23H98V22H97ZM101 23H100V25H101ZM172 23H171V24H172ZM32 24L34 25V23H31V24H29V25H32ZM52 24H54V22H53ZM60 24H59V26H60ZM64 24H66V23H64ZM75 24H76V23H75ZM78 24H79V23H78ZM81 24H82V23H81ZM87 24H88V23H87ZM169 24H170V23H169ZM1 25H2V24H1ZM35 25H37V23H35ZM49 25H50V24H49ZM107 25H108V24H107ZM126 25H128V24H126ZM143 25H144V24H143ZM143 25H142V27H144ZM173 25H174V24H172V26H173ZM186 25L189 26V22H188V24H187V22H186ZM191 25H192L191 27L195 30V27H197L196 24H194V26H193V22H192ZM37 26H38V25H37ZM45 26L48 27L47 24H46ZM51 26H52V25H51ZM64 26H66V25H64ZM67 26H69V25L67 24ZM73 26H76V25H73ZM90 26H91V25H90ZM93 26H94V23H93ZM104 26H105V25H104ZM104 26H103V28H104ZM134 26H135V25H134ZM175 26H176V25H175ZM71 27H72V26H71ZM76 27H77V26H76ZM76 27H75V28H76ZM98 27H99V25L97 24V27H96V28H98ZM105 27H106V26H105ZM137 27H138V26H137ZM137 27H136V28H137ZM68 28L70 29V27H68ZM75 28H74V29H75ZM106 28H107V27H106ZM173 28H174V26H173ZM44 29H45V27H44ZM50 29H51V28H50ZM50 29H48V30H50ZM54 29H56V28H54ZM57 29H58V28H57ZM74 29L72 28L73 31H72V30L68 31V29H67V31H65L62 27H59V29H58L57 31H58V32L63 31V32H67V33H72V32H75ZM79 29H80V28H79ZM83 29H84V27H82V30H83ZM107 29H109V28H107ZM45 30H46V29H45ZM90 30H93V28H92V29L90 28ZM99 30L101 31V29H99ZM109 30H110V29H109ZM142 30H143V29H142ZM172 30H174V29H172ZM196 30L199 31L198 29H196ZM77 31H78V30H77ZM100 31H99V32H100ZM102 31H104V30L102 29ZM105 31H106V30H105ZM184 31H186V30H184ZM191 31H193V30L191 29ZM63 32H61V33L64 34V35L66 36V38L68 39V35L70 36V34L63 33ZM78 32H79V31H78ZM81 32H82V31H81ZM95 32H96V31H95ZM132 32H133V30H132ZM134 32H135V31H134ZM134 32H133V33H134ZM137 32H138V31H137ZM45 33H47V31H45ZM45 33H44V36L46 35ZM84 33H85V32H84ZM89 33H90V31H89ZM92 33H93V32H92ZM107 33H108V32H107ZM109 33H108V35H109ZM128 33H130V34H128ZM133 33H132V35H133ZM138 33H139V32H138ZM141 33H142V32H141ZM187 33H188V32H187ZM190 33L192 34V32H190ZM195 33L199 34L198 32H195ZM0 34H2L1 31H0ZM52 34H53V32H52ZM52 34H51V35H52ZM72 34H73V33H72ZM77 34H80V33H77ZM81 34H82V33H81ZM85 34H87V33H85ZM85 34H84V35H85ZM104 34H105V32H104ZM193 34H194V33H193ZM193 34H192V35H193ZM4 35H3V36H4ZM47 35H48V34H47ZM53 35H55V34H53ZM88 35H89V34H88ZM102 35H103V34H100V37H101ZM192 35H190V36H192ZM199 35H200V34H199ZM199 35H197V36H199ZM5 36H4V37H5ZM90 36H93V35L90 33L89 37H87V36H86V37H87V38H90ZM182 36H183V35H182ZM193 36H195V34H194ZM193 36H192V37H193ZM53 37H55V36H53ZM60 37H61V36H60ZM74 37H75V36H74ZM77 37H78V36H77ZM96 37H98L97 34H96ZM138 37H139V36H138ZM41 38L43 39V38H45V37H42V36H41ZM48 38H49V37H48ZM61 38H62V37H61ZM66 38H64V39L66 40ZM69 38H70V37H69ZM79 38H80V36H79ZM83 38H85V37H83ZM83 38H82V39H83ZM101 38H102V37H101ZM109 38H111V37H109ZM188 38H190V37H188ZM193 38H195V37H193ZM193 38H192V39H193ZM0 39H1V37H0ZM2 39H3V38H2ZM50 39H52V38H50ZM74 39H75V38H74ZM96 39H97V38H96ZM106 39L108 40V37H107ZM111 39H112V38H111ZM128 39H129V38H128ZM137 39H138V38H137ZM183 39H185V37H183ZM192 39H191V40H192ZM196 39H197V38H196ZM3 40H4V39H3ZM15 40L19 41V42H16V43H17V44H16L17 47H15L16 45H15V46L13 45V41H15ZM38 40H39V39H38ZM40 40H41V39H40ZM43 40H45V39H43ZM72 40H73V38H72ZM77 40H80V39H77ZM77 40L75 39L76 42H77ZM88 40H91V39H88ZM98 40L100 41V38H99ZM120 40H121V39H120ZM129 40H130V39H129ZM181 40H182V38H181ZM185 40H186V39H185ZM188 40L192 43V41H191L190 39H188ZM5 41H7V40H5ZM5 41H4V42H5ZM45 41H47V39H46ZM69 41H70V40H69ZM69 41H68V42H69ZM83 41H84V40H82V45H83ZM92 41H93V43H94V41H96V40L94 39V40H92ZM92 41H91V42H92ZM125 41H126V40H125ZM140 41H141V40H140ZM144 41H145V40H144ZM182 41H183V40H182ZM195 41H196V40H195ZM195 41H193V42H195ZM0 42H1V41H0ZM42 42H43V41H42ZM47 42H48V41H47ZM47 42L45 43L46 45H47ZM49 42H51V41H49ZM49 42H48V43H49ZM55 42H56V44H57V41H55ZM55 42H54V43H55ZM63 42H64V40H63ZM66 42H67V41H66ZM66 42H65V43H66ZM85 42H87V41H85ZM91 42L86 43V45H87V44H91ZM102 42H103V41H102ZM132 42H133V41H132ZM190 42L188 43V47H189V44H191ZM7 43H8V42H7ZM54 43H53V44H54ZM69 43H70V42H69ZM77 43L79 44V42H77ZM128 43H129V41H128ZM137 43H138V41H137ZM140 43L143 45L142 41H141ZM145 43H146V42H145ZM147 43H148V42H147ZM182 43L184 44V41L181 42V44H182ZM2 44H3V43H2ZM31 44H32V43H30V45H31ZM40 44H42L41 41H40ZM45 44L43 43V45H45ZM53 44H51V46H54V45H55V44H54V45H53ZM59 44H60L59 46H61V43H59ZM62 44H63V43H62ZM78 44H77V45H78ZM103 44H104V43H103ZM105 44H106V43H105ZM115 44H116V43H115ZM133 44H134V42L132 43V45H133ZM33 45H34V43H33ZM46 45L43 46V49H44V47L51 48V46H49V45L46 46ZM65 45H66V44H65ZM69 45H70V44H69ZM72 45L74 46V44H72ZM79 45H80V44H79ZM84 45H85V44H84ZM94 45L96 46V43H94ZM97 45H98V41H97ZM101 45H102V44H101ZM116 45H117V44H116ZM116 45H114V46L116 47ZM119 45H120L121 48H122V45H121V44H119ZM119 45H118V46H119ZM134 45H135V44H134ZM136 45H137V44H136ZM150 45H152V44H150ZM179 45H180V44H179ZM179 45H178V46H179ZM5 46H4V48H2V46H1V48H2V51H1L2 54H1V55H4V54H3V53H4L3 50L6 51V50H5ZM34 46H35V45H34ZM59 46H58V48H59ZM67 46H68V44H67ZM70 46H71V45H70ZM73 46H71V48H72ZM75 46H76V45H75ZM80 46H81V45H80ZM106 46H107V45H105V47H106ZM111 46H112V45H111ZM125 46H126V44H125ZM127 46H128V44H127ZM129 46H130V44H129ZM145 46H146V44H145ZM173 46H174V45H173ZM175 46H176V45H175ZM83 47H84V46H83ZM85 47H86V46H85ZM87 47H88V46H87ZM115 47H114V48H115ZM123 47H124V46H123ZM139 47H140V44H139ZM179 47L181 48L182 46H179ZM186 47H187V45H186ZM1 48H0V49H1ZM35 48H36V46H35ZM52 48H53V47H52ZM63 48H64V46H63ZM137 48H138V47H137ZM142 48H144V45H143ZM174 48H175V47H174ZM177 48H178V47H177ZM6 49H7V48H6ZM8 49H7L6 52H8V54H9ZM18 49H20V48H18ZM28 49H30V48L28 47ZM59 49H60V48H59ZM61 49H62V46H61ZM65 49H67V47H66ZM78 49H80V48L78 47ZM83 49H84V48H83ZM90 49H91V47H90ZM94 49H96V47H94L93 50H94ZM110 49H111V47H110ZM128 49H129V48H128ZM135 49H136V48H135ZM147 49L150 50L149 48H147ZM172 49H173V48H172ZM21 50H22V47H21V49H20V56H18V58H19V57H20V58H22V57L26 58V56H24V55H27L28 52L25 53V51H26V49H25V50H24V55H23V54H22L23 51H21ZM33 50H34V48H33ZM71 50H72V49H71ZM73 50H75V49H73ZM85 50L88 51V49H85ZM99 50H100V53H101V49H99ZM99 50H98V53H99ZM117 50H118V49H117ZM136 50H137V49H136ZM138 50H139V49H138ZM145 50H146V47H145ZM148 50H147V52H149ZM174 50H175V49H174ZM176 50H177V49H176ZM176 50H175V51H176ZM181 50H182V49H181ZM183 50H185L184 52H186V53L188 52V49H187V50H186V49H183ZM10 51H11V52H12V51L14 52V49H13V50L11 49ZM16 51H17V54H16V52H15V55L17 56V55H19V53H18L19 50L16 49ZM29 51L31 52V49H30ZM90 51H91V50H90ZM90 51H89V52H90ZM102 51H103V47H102ZM112 51H113V50H112ZM114 51H115V54H118V53L120 54V52H121V51H120V52L117 53L116 49H114ZM118 51H119V50H118ZM122 51H123V50H122ZM124 51H125V53H126L127 49H125ZM130 51H131V50H130ZM175 51H174V52H175ZM177 51L179 52V50H177ZM30 52H29V53H30ZM34 52H35V50H34ZM73 52H74V53H75V52L77 53V49H76L75 51H73ZM80 52H81V50H80ZM83 52H84V51H83ZM83 52H81L80 54H82ZM91 52H92V51H91ZM132 52H134V50H132ZM141 52H142V50H141ZM141 52H140V54H141ZM143 52H144V50H143ZM184 52L182 51V53H180V54H181V55H182V54L184 55ZM36 53H37V51H36ZM84 53H85V52H84ZM86 53H87V54H85V56L89 54L88 52H86ZM94 53H95V55L90 56L91 58H94L95 56H96V57L98 56V53H97V52L94 51ZM96 53H97V54H96ZM136 53L138 54V52H136ZM145 53H146V52H145ZM176 53H177V52H176ZM6 54H7V53H5V55H6ZM8 54H7V55H8ZM13 54H14V53H13ZM13 54H12L11 56H12V57L14 56V59L17 58V57H16L15 55H13ZM111 54H112V53H111ZM129 54H130V53H129ZM131 54H132V53H131ZM131 54L129 55L130 57H132ZM133 54H135V53H133ZM173 54H175V53H173ZM178 54H179V53H178ZM178 54H177L176 56H179ZM22 55H23V56H22ZM30 55H31V54H30ZM38 55H39V53H38ZM71 55H72V53H71L70 55H68V56H71ZM82 55H84V54H82ZM89 55H90V54H89ZM124 55H125V54H124ZM126 55H127V53H126ZM159 55H160V54H159ZM162 55H164V53H162ZM9 56H10V55H9ZM11 56H10V57H11ZM42 56H43V55H42ZM68 56H67V57H68ZM100 56H101V54H100ZM136 56H138V55H136ZM176 56H174V57H176ZM5 57H6V56H5ZM10 57H9V58L6 57L7 60H8V59H11ZM35 57H36V56H35ZM72 57H73V56H72ZM87 57H88V56H87ZM98 57H99V56H98ZM120 57H121V56H120ZM122 57H124V56L122 55ZM140 57H141V56H140ZM146 57H147V55H146ZM149 57H150V56H149ZM164 57H165V55H164ZM174 57H173V58H174ZM183 57H184V56H183ZM24 58H22V60H23V62L25 63V60H26V59L24 60ZM36 58H37V57H36ZM36 58H34L35 60L30 61L29 57L27 56V60H28L30 63H31V62L34 63L37 59H38V60L40 59V58H37V59H36ZM74 58H75V57H74ZM91 58L88 59V61L91 60ZM115 58H116V55H115ZM127 58H128V57H127ZM32 59H33V58H32ZM85 59H86V58H85ZM112 59H113V57H112ZM119 59H120V58H119ZM128 59H129V58H128ZM130 59H131V58H130ZM130 59H129V60H130ZM133 59H134V58H133ZM138 59H140V58L138 57ZM138 59H137V61H139ZM158 59L161 60V57H159ZM174 59H175V58H174ZM203 59H204V58H203ZM18 60H19V59H18ZM27 60H26V61H27ZM38 60L36 61V63H38ZM44 60L47 61L46 59H44ZM94 60H95V59H93V61H94ZM97 60H98V58H97ZM106 60H107V59H106ZM116 60H117V59H116ZM122 60H125V58H124V59L122 58ZM142 60H143V59H142ZM142 60L140 59V61H142ZM149 60H151V59H149ZM172 60H173V59H172ZM177 60H178V59L176 58V61H177ZM181 60H182V59H181ZM2 61H3V58L0 60V63H1ZM14 61H17V60H16V59H15V60L12 59V61H6V60H5V61L2 62V64L5 63L4 66L7 65L6 67L10 68V65L13 66V65H15V64H18V63L14 62ZM28 61H27V62H28ZM78 61L81 62V60H78ZM100 61H101V60H100ZM113 61H115V60L113 59ZM126 61L128 62V60H126ZM133 61L135 62V59H134ZM140 61H139V63H137V65L141 64L142 66H145V68H147L148 66H150V65H152V64L154 63V61H152V62H153L152 64H150V63H148V62L146 61V62L148 63V65H147L146 63H145L146 65H145V64H143L144 62L142 63V62H140ZM170 61H171V60H170ZM170 61H169V62H170ZM176 61L174 62V64H176V65H178V64L181 65V64H182V63H181L182 61H181V62L177 61V62H179V63H177ZM19 62H20V60H19ZM48 62H49V61H48ZM76 62H77V61H75V63H74V61H72V63H74V64H76ZM80 62H77L78 64H80V66L84 65V60H82V62H83L82 65H81ZM89 62H90V64L93 66V67H92V66H91V67L94 68V63H91V61H89ZM107 62H109V61H107ZM119 62H120V61H119ZM123 62H124V61H123ZM149 62H150V61H149ZM157 62L159 63L160 61L157 60ZM167 62H168V61H167ZM167 62H163V63H161V64H164V65H165ZM184 62H185V61H184V59H183V64H182V65H184ZM36 63H35V65H36ZM40 63H41V61H40ZM61 63L63 64V62H61ZM70 63H71V62H70ZM96 63H97V61H96ZM112 63H113V62H112ZM125 63H126V62H125ZM188 63H189V62H187V63L185 62V64L189 66ZM207 63H208V62H207ZM48 64H49V63H48ZM68 64H69V63H68ZM97 64H100L99 66H101L102 61H101L100 63H97ZM107 64H109V63H107ZM114 64H116V63H114ZM121 64H122V63H121ZM123 64H124V63H123ZM123 64L120 65L121 68H123V69H128V68H126V67H123ZM149 64H150V65H149ZM154 64H155V63H154ZM169 64H171V63H169ZM169 64H168V66H170ZM21 65H22V63H21ZM24 65L27 66V68H28L27 71L29 72V69L31 68V66H29V63H28V64L25 63V64H23V66H24ZM39 65H40V64H39ZM55 65L58 66V64H55ZM65 65H66V66H65V67H66V70L68 71V73H70V75H71L72 72H74V74H77V75H78V78H81V77H79V75H80L81 73H83V72H81V71L78 70V69H80L81 67H79V66L76 64V65H77L76 67H77L78 69H77V70L75 69V70L78 71V72L80 73V74H78V73H76V72L74 71L73 68H71V65L73 66V64H69V65H70L69 69H68L67 63H66ZM112 65H113V64H112ZM124 65H125V64H124ZM137 65H136V66H137ZM164 65H163V66H164ZM166 65H167V64H166ZM176 65H175V67H176ZM179 65H178V66H179ZM182 65H181L180 67H183ZM191 65H192V66H190V67L193 68V64H191ZM4 66H3V67H4ZM16 66H18V65H16ZM36 66H37V65H36ZM43 66H45V65L43 64ZM60 66H61V64H60ZM60 66H59V68H60ZM109 66H110V64H109ZM125 66H128V65L126 64ZM146 66H147V67H146ZM155 66H156V65H155ZM173 66H174V65H173ZM184 66H185V65H184ZM205 66H206V64H205ZM0 67H2V65H0ZM19 67H20V69H24V68H21V66H19ZM19 67H16V68L18 69ZM24 67H25V66H24ZM29 67H30V68H29ZM41 67H42V66H41ZM46 67H47V66H46ZM52 67H53V65H50V68H52ZM76 67H75V68H76ZM84 67H86V66H84ZM91 67H89V68H85V69H87V70H85V71L93 70V69H90ZM96 67H97V68L94 69L95 72L93 71V73H94V75H95V74L97 75V73H99V75H100V74H101V71H98V65H96ZM106 67H107V66H106ZM110 67H113V66H110ZM151 67L153 68L154 66H151ZM157 67H158V66H156V67H154V68L158 70L159 67H158V68H157ZM166 67H167V66H166ZM166 67L164 66V68H166ZM190 67H189V68H190ZM206 67H207V66H206ZM8 68H7V70H9ZM42 68H43V67H42ZM62 68L64 69V67H62ZM70 68H71V69H70ZM102 68H103V67H102ZM104 68H105V65H104ZM104 68H103V69H104ZM117 68H118V66H116V68H114V69L116 70ZM132 68H133V67H132ZM139 68H140V65H139ZM148 68H149V67H148ZM148 68H147V70H148ZM171 68H174V67H171ZM2 69H3V68H2ZM13 69H15L14 66H13ZM37 69L39 70V68H37ZM72 69H73V71H72ZM81 69H84V68H81ZM96 69H97L98 72H96ZM114 69H113V70H114ZM136 69H137V68H136ZM179 69L181 70V68H179ZM179 69H178V68H174V73H171V74L174 75L175 72H176L177 70H179ZM183 69H184V67H183ZM186 69L188 70V67H186ZM3 70H4V69H3ZM10 70H11V71H10ZM10 70H9V71H10L11 73L13 72V74H14L15 71L12 70V69H10ZM24 70H25V69H24ZM24 70H23V71H24ZM40 70L42 71L43 69H40ZM53 70H55V68H54ZM70 70H71V71H70ZM113 70H112V71H113ZM115 70H114V72H115ZM120 70H121V69H120ZM137 70H138V69H137ZM144 70H145V69H144ZM147 70H145L144 72H147V73H145V74L148 76V75H150V74H148V71H147ZM149 70H150V69H149ZM175 70H176V71H175ZM184 70H185V69H184ZM190 70H192V69H189V71H190ZM4 71H5V70H4ZM4 71H3V72H4ZM21 71H22V70H20V71H18V72H21ZM25 71H26V70H25ZM25 71H24V73H25ZM41 71H38V72H41ZM48 71H50V70H48ZM69 71H70V72H69ZM82 71H84V70H82ZM104 71H105V69L103 70V73H104ZM106 71H107V70H106ZM108 71H109V70H108ZM116 71H119V70H116ZM150 71H151V70H150ZM154 71H155V70H154ZM165 71H167V70H165ZM172 71H173V70H172ZM3 72L1 71V73H2L1 77L4 78V76H3ZM32 72H33V70H32ZM32 72H31V73H32ZM42 72H44V71H42ZM42 72H41V73H42ZM52 72H53V71H52ZM57 72H58V71H57ZM60 72H61V71H60ZM60 72H59V75H60ZM63 72L65 73L66 71L64 70ZM109 72H110V71H109ZM123 72H124V70H123ZM125 72H126V73H129V72L126 71V70H125ZM125 72H124V73H121V74H126ZM138 72H139V71H138ZM140 72H141L142 74H144V72H142V70H141ZM152 72H153V70H152ZM168 72H169V71H168ZM170 72H171V71H170ZM182 72H186V71H182ZM192 72H193V70H192ZM1 73H0V74H1ZM4 73L7 74V71H5ZM33 73H34V72H33ZM33 73H32V74H33ZM35 73L37 74L36 71H35ZM93 73H91V74H92V77H93ZM103 73H102V74H103ZM110 73H111V72H110ZM110 73H109V74L107 73L108 75L106 74V76L109 77V76L111 75ZM116 73H117V72H116ZM116 73H112L113 75H112V78H111V79H113V76H115ZM118 73H119V72H118ZM134 73H135V71H134ZM134 73H132L131 75H133ZM156 73H157V72H156ZM180 73H181V72H180ZM186 73H187V72H186ZM188 73H189V72H188ZM5 74H4V75H5ZM18 74H19V73H18ZM20 74H23V73H20ZM29 74H30V73H29ZM45 74L48 75V74H51V73H45ZM53 74H56V73H53ZM87 74H88V72L85 73L84 75H87ZM89 74H90V72H89ZM102 74H101V75H102ZM135 74H140V73H137V72H136ZM135 74H134V77L137 76V75L135 76ZM145 74H144V75H145ZM160 74H161V75H160ZM160 74L158 75V73H157V77H158V78H159V77H163V76H167L168 73H166V75H162L161 70H160ZM176 74H177V73H176ZM190 74H191V73H189V74H187V75L190 76ZM15 75H17V74H15ZM30 75H31V74H30ZM30 75H29V76H30ZM67 75H68V74H67V72H66L65 76H67ZM72 75H73V74H72ZM81 75H82V74H81ZM81 75H80V76H81ZM101 75H100V77H101ZM155 75H156V74H155ZM181 75H182V73H181ZM7 76H8V77H7L6 79H7V81H9V86H10V89H11L10 82H11V80H12V79H11L12 77L9 78V77H10L9 74H8ZM17 76H18V75H17ZM24 76H25V78H26L27 74H24ZM29 76H28V77H29ZM42 76H43V75H42ZM44 76H45V75H44ZM48 76H49L50 78H53V77H51V76H53L52 74H51V76H50V75H48ZM57 76H58V75H57ZM65 76H64V77H65ZM87 76H88V75H87ZM106 76L103 75V77H106ZM138 76H139V75H138ZM179 76H180V75H179ZM188 76H187V77H188ZM5 77H6V75H5ZM13 77H15V76H13ZM22 77H23V76H21L20 78H22ZM33 77H34V75H33ZM46 77H47V76H46ZM46 77H44V78H46ZM49 77H47L46 79H48ZM64 77L61 78L60 82L65 81V80L68 81L69 77L67 76L68 79H66V78H64ZM92 77H91L90 79H92V80H97V77H96V76H95V79H93ZM117 77H118V75H117ZM117 77H116V78H117ZM140 77L145 78V77H143V75H141ZM148 77H151V76H148ZM174 77H175V78H176V77L179 78V77H178V74H177V76L174 75L173 78H174ZM184 77H185V75L183 76V78H184ZM187 77H186V79H187ZM54 78H55V79L57 78L56 81L58 82V77H54ZM82 78H83V77H82ZM119 78H120V77H119ZM123 78H124V76H123ZM125 78H126V79H125ZM125 78H124L125 81H126V80H129V79H130V76H129V79H128V76L125 77ZM169 78H170V77H169ZM190 78H191V77H190ZM190 78H188V79H190ZM4 79H5V78H4ZM4 79H1V80L4 81ZM10 79H11V80H10ZM16 79H17V78H16ZM16 79H15V80H16ZM26 79H27V78H26ZM28 79H29V78H28ZM28 79H27L26 81H24V78H23L24 83H28ZM31 79L34 80V83L36 82V80H40V83H42V82H41V81H42V80H41L42 78H41V79H37V77H36V78H35L36 80H35V79H33V78L31 77ZM46 79H45V81L47 82ZM62 79H64V80H62ZM70 79H71V77H70ZM73 79H75V78L73 77L72 80H73ZM86 79H88V78H85V79L83 80V82H85ZM90 79H88V80L90 81ZM99 79H100V78H99ZM105 79H106V78H105ZM111 79H110V80H111ZM134 79H135V78H134ZM146 79H147V78H146ZM148 79H150V78H148ZM170 79H171V78H170ZM184 79H185V78H184ZM186 79H185V82L187 83V88H188V81H187L188 79H187V80H186ZM15 80H13V82H14ZM18 80H19V78L17 79V81H18ZM52 80H53V79H52ZM52 80H51V81H52ZM72 80H71V81H72ZM80 80H82V79H80ZM117 80H118V83H121V82H119L120 79H117ZM117 80L115 81V78H114L113 81L117 82ZM121 80L123 81V79H121ZM131 80H132V79H131ZM135 80H136V84H137V82L139 81V79H137V77H136ZM140 80H141V79H140ZM159 80H160V78H159ZM168 80H169V79H168ZM178 80H179V79H178ZM181 80H182V77L180 78V81H181ZM23 81H22V83H20L21 81L19 80V84H21L22 87L19 86L18 84H17V85H18L17 87L24 88L25 85L23 84ZM48 81H49V80H48ZM106 81H107V80H106ZM148 81H149V80H148ZM173 81H176V79H174ZM189 81H190V80H189ZM4 82H5V81H4ZM13 82H11V83H13ZM37 82L39 83V81H37ZM101 82H103V81H101ZM143 82H144V81H143ZM143 82L141 81V84H142ZM157 82H158V85H159L160 81L157 80ZM171 82H172V81H170L169 83H171ZM176 82H178V81H176ZM185 82H184V84H185ZM29 83H30V81H29ZM29 83H28L26 86H30ZM38 83H37V84H38ZM52 83H54V82L52 81ZM69 83L71 84V82H69ZM77 83H78V82H77V80H76V83H75V81H74L73 84L75 85V84H77ZM80 83H82V82H80ZM80 83H78V84L80 85ZM88 83H89V82H88ZM90 83L92 84L91 81H90ZM93 83H94V84H93L92 86L94 87L95 82H93ZM110 83H113V82L111 81ZM127 83H128V81H127ZM129 83H130V81H129ZM133 83H134V81H133ZM2 84H3V82H2ZM7 84H8V83H7ZM15 84H16V82H15ZM30 84L32 85V83H30ZM43 84H44V83H43ZM54 84H56V83H54ZM54 84H53V85H54ZM58 84H59V83H58ZM62 84H63V83H62ZM65 84H66V83H65ZM73 84H72V85H73ZM82 84H83V83H82ZM104 84H105V82H104ZM114 84H115V83H114ZM114 84H112V85L114 86ZM122 84H124V86H125L124 81H123ZM130 84L132 85V83H130ZM134 84H135V83H134ZM161 84H164V83H161ZM161 84H160V86H159L160 89H161V87H162ZM167 84H168V83H167ZM174 84H175V83H174ZM190 84H191V83H190ZM5 85H6V83L4 84V86H5ZM13 85H14V84H13ZM13 85H12V86H13ZM23 85H24V86H23ZM39 85H40V84H39ZM46 85H47V84H46ZM46 85H45V86H46ZM49 85H50V84H48V86H49ZM63 85H64V84H63ZM74 85H73V87H74ZM107 85H109V84H107ZM110 85H111V84H110ZM116 85H118V84H116ZM126 85H127V84H126ZM139 85H140V84H139ZM145 85H146V83H145ZM145 85H144V86H145ZM2 86H3V85H2ZM2 86H1V84H0V87L2 88L0 94L3 95V96H5V98H4L3 96L0 95V97H3L2 99H0V100H1L0 102L2 103V104H0V105H2V106H3L4 103H5V102H4V99H5V101H7V100H9V99H11L10 101H12V99H15V101H18V99H21V98H22V99H25V98H27V97H26L27 94H28V96H29V97H28V98H29V101L31 100V99H30V93H26L25 95H22V94L19 93L20 90H19L18 88H17V90H19V91H13V90H16V88H15L16 85H15V87L13 86L14 89H13L12 91H11L10 89H9V90L6 89L5 91H3V87H2ZM26 86H25V87H26ZM35 86H36V84H35ZM37 86H38V85H37ZM50 86H51V85H50ZM70 86H71V85H70ZM70 86H69V87H70ZM82 86H84V85H82ZM95 86L97 87V85H95ZM120 86H121V85H118V88L116 87L117 90L119 89ZM124 86H122V87L124 88ZM144 86H142V87H144ZM165 86H166V85H165ZM170 86H172V85H170ZM173 86H174V85H173ZM173 86L171 87V89L175 87V86H174V87H173ZM179 86H180V85H179ZM189 86H190V85H189ZM51 87H52V86H51ZM62 87H64V86H61V90H62ZM75 87H76V88H82L81 86H80V87L75 86ZM84 87H85V86H84ZM98 87L101 89L100 84L98 85ZM111 87H112V86H111ZM127 87H129V86H127ZM176 87H177L176 89H180V88H181V86L178 88L177 85H176ZM182 87H183V86H182ZM8 88H9V87H8ZM33 88H34V86H33ZM41 88H42V87H41ZM41 88H39V90H42V91H43V89H41ZM55 88H56V86H55ZM55 88H54V89H55ZM58 88H59V86H58ZM70 88H71V87H70ZM88 88H89V86H88ZM99 88H97V89L100 91ZM120 88H121V87H120ZM135 88H136V87H135ZM166 88H167V86H166ZM166 88H165V89H166ZM183 88H184V87H183ZM185 88H186V87H185ZM185 88H184V89H185ZM187 88H186V89H187ZM36 89H37V88H36ZM36 89H35V90H36ZM45 89H46V87H45ZM49 89H50V88H49ZM56 89H57V88H56ZM63 89H64V88H63ZM73 89H74V88H73ZM73 89H72V90H73ZM86 89H87V88H86ZM89 89L91 90V88H89ZM121 89H122V88H121ZM131 89H134V87H131ZM145 89H146L145 91H147V86H146ZM167 89H168V88H167ZM169 89H170V88H169ZM174 89H175V88H174ZM176 89H175V90H176ZM188 89H189V88H188ZM25 90H26V89H24V92H27V90H26V91H25ZM29 90H30V89H29ZM37 90H38V89H37ZM39 90H38V91H39ZM66 90H69V89L67 88ZM78 90H80V89H78ZM87 90H88V89H87ZM102 90H103V88H102ZM128 90H129V88L127 89V92H128ZM142 90H144V89H142ZM162 90H163V91H162V93H163V92L165 91L163 87H162ZM31 91L33 92V89H31ZM38 91H37V92H38ZM45 91H46V90H45ZM49 91H51V90H49ZM82 91H83V90H82ZM84 91H86V90H84ZM94 91H95V89H94ZM103 91H104V90H103ZM122 91H123V90H122ZM122 91H121V94H122ZM137 91H138V90H137ZM139 91H140V89H139ZM170 91H171V90H169V92H170ZM172 91H174V90H172ZM176 91H177V90H176ZM180 91H181V90H178L177 95H175V96H178V97L173 98V101H172V102H175L174 100H176V99L180 101V97H183V96L180 94ZM188 91H189V90H188ZM188 91H185V93H184V92H182V93H183V94H186ZM24 92L21 91V93H24ZM40 92H41V91H40ZM46 92H47V91H46ZM51 92H52V91H51ZM53 92H54V91H53ZM57 92L59 93V91H57ZM74 92H75V91H74ZM88 92L90 93V91H88ZM116 92H117V91H116ZM125 92H126V90L124 91V93H125ZM135 92H136V89H135ZM141 92H142V91H141ZM141 92H140V93H141ZM174 92H175V91H174ZM34 93H35V91L33 92V95H34ZM47 93H48V92H47ZM61 93H62V92H61ZM67 93H68V95H69V91H68ZM72 93H73V92H72ZM76 93H77V91H76ZM76 93H75L74 95H75L76 97H79V98L81 99L82 97L77 96L78 93H77V94H76ZM91 93H92V92H91ZM91 93H90V95L92 96ZM100 93H101V92H100ZM124 93H123V94H124ZM136 93H137V92H136ZM159 93H161V92H159ZM172 93H173V92H170L171 95H172ZM175 93H176V92H175ZM31 94H32V93H31ZM43 94H44V92H43ZM43 94H42V95H43ZM59 94H60V93H59ZM62 94H63V93H62ZM80 94H81V93H80ZM85 94H87V93L85 92ZM85 94H84V95H85ZM113 94H114V93H113ZM116 94H117V93H116ZM131 94H133V97H134L135 94H134L133 92H131L130 95H131ZM142 94H144V93H141V95H142ZM146 94H147V92H146ZM35 95H36V94H35ZM37 95H38V93H37ZM37 95H36V97H37ZM64 95H65V89H64V94H63V96H64ZM68 95H67V96H68ZM81 95L83 96V94H81ZM105 95H106V94H105ZM105 95H104V96H105ZM117 95H118V94H117ZM127 95L129 96V94H127ZM138 95H139V94H138ZM168 95H169V94H168ZM180 95H181V96H180ZM39 96H40V95H39ZM39 96H38V98H39V100H40L42 97L40 96V97H41V98H40ZM43 96H44V95H43ZM47 96H49V95H47ZM53 96H56V95H53ZM69 96L71 97L70 99L72 100V96H73V95H72V96L69 95ZM75 96H74V99H76ZM97 96H98V94H97ZM106 96H107V95H106ZM110 96H111V95H110ZM142 96H143V95H142ZM172 96H173V95H172ZM186 96H187V95H186ZM45 97H46V96H45ZM49 97H50V96H49ZM61 97H62V96H61ZM94 97H95V96H94ZM117 97H118V96H117ZM119 97H120V96H119ZM131 97H132V96H131ZM143 97H146V96L144 95ZM169 97H170V95H169ZM169 97H168V99H169ZM28 98H27V100H28ZM38 98H34V97H32V99H34V100H33L34 102H35V99H36V101H37ZM57 98H59L58 95H57ZM66 98H67V97H66ZM83 98H85V97H83ZM86 98H87V97H86ZM95 98H96V97H95ZM95 98H93V99L95 100ZM105 98H106V97H105ZM112 98H114V97H112ZM126 98H129V97H126ZM126 98H125V99H126ZM137 98H139V96H138ZM171 98H172V97H170V99H171ZM6 99H7V100H6ZM68 99H69V98H68ZM68 99H64V100L67 101ZM96 99H97V98H96ZM107 99H108V98H106L105 100H107ZM139 99H140V98H139ZM142 99H144V98H142ZM162 99H165V98H162ZM27 100H25V101H27ZM39 100H38V101H39ZM42 100H43V98H42ZM46 100H47V99H46ZM46 100H45V101H46ZM49 100H50V99H49ZM76 100H78V99H76ZM86 100H87V99H86ZM115 100H117V99H115ZM121 100H122V102H125V101H123L124 98H122ZM171 100H172V99H171ZM171 100H170V101H171ZM2 101H3V102H2ZM10 101H8V102L10 103ZM20 101H22V100H20ZM31 101H32V100H31ZM31 101H30V104H31V103H34L33 101H32V102H31ZM45 101H43V102H45ZM50 101H51V103H53V105L55 106L54 102H53L52 100H50ZM87 101H88V100H87ZM99 101H103V100L99 99ZM107 101H108V100H107ZM110 101H111V99H110ZM145 101H146V99H145ZM168 101H169V100H167V102H168ZM179 101H178L177 103H179ZM12 102H13V101H12ZM22 102H23V101H22ZM43 102H41V106H42V105H45ZM47 102H49V101H47ZM72 102H73V101H72ZM119 102H120V101H119ZM146 102H147V101H146ZM163 102H164V100H163ZM163 102H162V104H163ZM35 103L38 104L37 102H35ZM35 103H34V104H35ZM51 103H50V104H51ZM58 103H59V102H58ZM58 103H57V104H58ZM67 103H68V102H67ZM69 103H70V104H69ZM69 103L67 104L68 106L71 105V101H70V100H69ZM84 103H85L86 105H89V104H87L86 102H84ZM103 103H104V102H103ZM115 103H117V102H115ZM165 103H166V101H165ZM168 103H169V102H168ZM177 103H176V104H177ZM5 104H6V103H5ZM17 104H18V103H17ZM17 104H15V105L17 106ZM20 104L22 105V103H20ZM59 104H60V103H59ZM63 104L65 105V103L62 102L61 105L63 106ZM172 104H175V103H171V105H170V103H169L168 105H170V107H171V106H173ZM179 104H180V103H179ZM9 105H10V104H9ZM12 105L14 106V104H12ZM67 105L65 106V107L67 108L66 110H69L68 107H67ZM73 105H75V104L73 103ZM77 105H78V104H77ZM82 105H83V104H82ZM96 105H98V104H96ZM118 105H119V103H118ZM4 106H5V105H4ZM13 106H12V107H13ZM18 106H19V105H18ZM22 106H23V105H22ZM32 106H35V105H32ZM75 106H76V105H75ZM79 106H80V105H79ZM79 106H78V107H79ZM98 106H99V105H98ZM119 106H120V105H119ZM166 106H167V105H166ZM177 106H178V105H177ZM6 107H7V106H6ZM12 107H9V106H8L7 108H8V110H10V108L12 109ZM29 107H30V106H29ZM43 107H45V106H43ZM43 107H41L42 110H43ZM65 107H64V108H65ZM70 107H71V106H70ZM78 107H76V109H77ZM83 107H84V106H83ZM99 107H100V106H99ZM121 107H122V106H121ZM168 107H169V106H168ZM7 108H6V109H7ZM17 108H18V107H17ZM17 108H16V109H17ZM21 108H24V107H21ZM36 108H37V106H36ZM64 108H63V109H64ZM88 108H89V107H88ZM88 108H87V109H88ZM92 108H93V107H92ZM106 108L108 109V107H106ZM113 108H114V107H113ZM162 108H163L164 113H166V110H164V107H162ZM171 108H173V107H171ZM175 108H176V106H175ZM6 109H4V110H0V141H1V138H2L4 135H8V134H10V133H9V130H11V129H9V127L12 128V129H14V128L17 127V126H16V127L14 126V123H15V122H13V115H12V113H13V111H14L15 109L12 110V112H11V111L6 112V111H5ZM24 109H25V108H24ZM51 109H52V108H51ZM51 109H50V110H51ZM54 109H55V108H54ZM74 109H75V107H74ZM89 109H90V108H89ZM99 109H100V108H99ZM118 109H119V107H118ZM173 109H174V108H173ZM173 109H172V111H174ZM177 109H178V107H177ZM177 109H175V111H176ZM30 110H31V109H30ZM38 110H40V109H38ZM48 110H49V109H48ZM77 110H78V109H77ZM91 110H92V109H90V110H88V111L91 112V114H92V111H91ZM94 110H95V111H93V112H96V109H94ZM169 110H170V108H169ZM178 110H179V109H178ZM16 111H17V110H16ZM16 111H15V112H16ZM20 111H21V110L19 109V112H20ZM25 111H26V110H25ZM32 111H33V110H31L30 113H31ZM51 111H52V110H51ZM59 111H62V107L59 109ZM59 111H58V113L61 114V112H59ZM69 111H70V110H69ZM71 111H72V110H71ZM71 111H70V113H72ZM75 111H76V110H75ZM79 111H80V109H79ZM82 111H83V110H82ZM86 111H87V110H86ZM86 111H85V112H86ZM100 111H101V110H100ZM104 111H105V110H104ZM107 111H108V110H107ZM117 111H118V110H117ZM119 111H120V110H119ZM170 111H171V110H170ZM170 111H169V112H170ZM17 112H18V111H17ZM17 112L15 113L16 116H17ZM22 112H23V111H22ZM22 112H20V113H22ZM39 112H40V111H39ZM46 112H47V111H46ZM46 112L44 111V113H46ZM52 112H53V111H52ZM55 112H56V111H54V114H55ZM64 112H65V109H64ZM101 112H102V111H101ZM120 112H121V111H120ZM24 113H25V112H24ZM28 113H29V111L27 110L25 115L27 116ZM36 113H37V111H36ZM48 113H49V112H48ZM56 113H57V112H56ZM80 113H81V112H80ZM87 113H88V112H87ZM98 113H99V112H98ZM172 113H173V112H172ZM18 114H19V113H18ZM32 114H33V113H32ZM51 114L54 116V114L51 113V112H50L48 115H47V114H46V115L49 116V115H51ZM59 114H58V115H59ZM66 114H67V113H66ZM77 114H79L78 111L76 112V115H77ZM85 114H86V113H85ZM85 114H83V115H85ZM178 114H179V112H178ZM36 115L38 116V113H37ZM62 115H64V118H66V115H65V114H62ZM68 115L70 116L69 112H68ZM68 115H67V116H68ZM100 115H102V114H100ZM31 116L33 117V115H31ZM44 116H45V114H43V117H44ZM47 116H45V117H47ZM53 116H52V119H56V117L53 118ZM56 116H57V114H56ZM71 116H72V114H71ZM71 116H70V118H71ZM85 116H86V115H85ZM95 116L98 117L97 113H96ZM106 116H107V115H106ZM14 117H15V116H14ZM21 117H22V116H21ZM23 117H24V116H23ZM34 117H35L36 119H38L35 115H34ZM43 117H41V118H43ZM89 117H90V116H89ZM91 117H92V115H91ZM91 117H90V119H91ZM102 117H103V116H102ZM111 117H112V116H111ZM176 117H177V115H176ZM18 118H19V116H18ZM25 118H26V117H25ZM25 118H24V119H25ZM30 118H31V117H30ZM35 118H34V120H35ZM50 118H51V117H50ZM59 118H61V117L59 116ZM72 118L74 119V117H72ZM76 118H77V117H76ZM83 118H84V117H83ZM94 118H95V117H94ZM108 118H109V117H108ZM112 118H113V117H112ZM170 118H171V116H170ZM173 118H175V117H173ZM15 119H17V118H15ZM28 119H29V117H28ZM28 119H27V121H28ZM57 119H58V117H57ZM85 119H86V118H85ZM85 119H84V120H85ZM171 119H172V118H171ZM20 120H21V118H19V123H20ZM32 120H33V119H31V121H32ZM42 120H44V119H42ZM46 120L48 121V117H47ZM62 120H63V118H62ZM70 120H71V119H70ZM70 120H69V121H70ZM77 120L79 121V120H81V119H77ZM98 120H99V119H98ZM101 120H102V119H101ZM103 120H104V119H103ZM107 120H108V119H107ZM110 120H111V119H110ZM117 120H118V118H117ZM173 120H175V119H173ZM36 121H37V120H36ZM47 121H45V122H47ZM54 121H55V120H54ZM66 121L68 122V119H67ZM78 121H77V123H78ZM108 121H109V120H108ZM16 122H17V121H16ZM33 122H34V121H33ZM57 122H58V120H57ZM67 122H65V123L67 124ZM79 122H83V120H82V121H79ZM100 122H101V121H100ZM105 122H106V121H104V124H107V122H106V123H105ZM17 123H18V122H17ZM29 123L31 124L30 126L33 125L30 121H29ZM37 123H38V121H37ZM37 123H35V124H37ZM39 123H40V122H39ZM49 123H50V121H49ZM52 123H53V122H51V124H52ZM61 123H62V121H61ZM74 123H76V122H74ZM98 123H99V122H98ZM113 123H115V122H113ZM116 123H117V122H116ZM10 124L13 125L14 128L11 127ZM15 124H16V123H15ZM20 124H22V122H21ZM40 124H41V123H40ZM40 124H39V125H40ZM54 124H57V123H54ZM63 124H64V123H63ZM69 124L72 125L70 122H69ZM86 124H87V123H86ZM88 124H89V123H88ZM90 124L92 125L93 122H91ZM104 124H103V125H104ZM17 125H18V124H17ZM37 125H38V124H37ZM37 125H36V126H37ZM39 125H38V126H39ZM42 125H43V124H42ZM64 125H65V124H64ZM70 125H69V126L66 125V126H67V129H68V128H71ZM75 125H76V124H75ZM81 125H82V124H81ZM97 125H98V124H97ZM108 125H109V123H108ZM134 125H135V124H134ZM27 126H28V125L26 124L25 127H27ZM30 126H28V129H27V128H26V129H27L28 131H32V132H34V133H32V134H34V136H35V130H36V128L34 127L35 130L33 131V130H31V129L29 128ZM34 126H35V125H34ZM45 126H46V125H45ZM86 126H87V125H86ZM106 126H107V125H106ZM130 126H131V125H130ZM32 127H33V126H32ZM41 127H42V126H41ZM52 127H55V126H52ZM56 127L59 128V125H57ZM56 127H55V128H56ZM61 127L63 128L64 126L61 125ZM79 127H80V126H79ZM91 127L93 128V126H91ZM96 127H97V126H96ZM98 127H99V126H98ZM100 127H101V126H100ZM102 127H103V129H105V125L102 126ZM18 128H20V127H17V128H16V131H17ZM21 128L23 129V126H22V125H21ZM38 128H39V127H37V131H39ZM44 128H47V130H48V134L50 135L51 132H50L49 129H48L49 127L46 126V127H44ZM55 128H53V129H55ZM62 128H61V129L59 128V129H60V133H59L60 135H61V130H62ZM106 128H107V127H106ZM132 128H133V125H132ZM41 129H42V128H41ZM41 129H40V130H41ZM71 129L74 130V128H71ZM71 129H70V130H71ZM76 129H77V128H76ZM79 129H81V128H79ZM93 129L95 130V128H93ZM103 129H102V130H103ZM135 129H136V128H135ZM23 130H24V129H23ZM44 130H45V129H43V131H44ZM77 130H78V129H77ZM83 130H84V129H83ZM83 130H82V132H83ZM89 130H91V129H89ZM144 130H146V129H144ZM11 131H12V130H11ZM13 131L16 132L15 129H14ZM55 131H57V129H55ZM63 131H64V130H63ZM65 131H67V130H65ZM65 131H64V133H65ZM71 131H72V130H71ZM68 132H69V131H68ZM74 132H76V131H74ZM87 132H88V131H87ZM122 132H123V131H122ZM126 132H128V131H126ZM142 132H143V131H142ZM142 132H141V133H142ZM152 132H153V131H152ZM18 133L21 134L20 132H18ZM23 133H24V131H23ZM23 133H22V134H23ZM36 133H37V132H36ZM41 133H43V132H41ZM62 133H63V132H62ZM85 133H86V132H84V134H85ZM89 133L91 134V133H92V130H91ZM101 133H102V132H101ZM130 133H131V131H130ZM145 133H146V132L144 131V135H145ZM158 133H159V132H158ZM160 133H161V132H160ZM160 133H159V134H160ZM11 134H12V136H13L12 139L14 138L15 135H17V137H19V139H17V141L22 140V138H24V139L26 138V137H22V135H19V134H17V133H16V134L14 133L15 135H13V133H11ZM26 134H27V132H26ZM28 134H29V135H28ZM28 134H27V135H28V138H30V132H28ZM56 134H58V132H56ZM86 134H87V133H86ZM90 134H87V135H90ZM94 134H95V133H94ZM94 134H93V135H94ZM106 134H107V133H106ZM148 134H149V133H148ZM152 134H153V133H152ZM152 134H149L150 137H151ZM154 134H156V133H154ZM38 135H41V134H38ZM44 135H47V134H43L42 136H44ZM64 135H65V134H64ZM103 135L105 136V134H103ZM128 135L131 136L130 134H128ZM142 135H143V134H142ZM32 136H33V135H32ZM101 136H102V135H101ZM107 136H108V135H107ZM124 136H125V135H124ZM129 136L127 137V135H126L125 137H121V138H122V139H123V138H124V139L127 138L128 141H129ZM139 136H141V134H139ZM4 137H6V136H4ZM10 137H11V136H10ZM20 137H22V138L20 139ZM40 137H41V136H39V138H40ZM59 137H60V136H59ZM85 137H86V136H85ZM87 137H88V136H87ZM6 138H7V137H6ZM93 138H95V137H93ZM98 138H99V137H98ZM108 138H109V136H108ZM130 138H131V137H130ZM7 139H8V138H7ZM42 139H43V137H42L40 140L43 141ZM56 139H57V138H56ZM59 139L62 140L61 138H59ZM124 139H123V141H124ZM127 139H126V140H127ZM151 139H152V138H151ZM2 140H3V139H2ZM32 140H33V138H31L30 141H27V140H26V141L28 142V144L30 143V145H28V144L26 143V141H23V140H22L21 143L25 142L30 148H32L33 151L36 150V149H38V148H40V147H36V145H34V144H36V142L33 144V142H34L35 140L37 141V137H36L33 141H32ZM40 140H39V141H40ZM126 140H125V141H126ZM10 141H11V140H10ZM13 141H15V138L13 139ZM44 141H45V140H44ZM57 141H58V140H57ZM104 141H106V140H103V142H104ZM125 141H124V142H125ZM37 142H38V141H37ZM124 142H121V145H122V143H124ZM6 143H7V140L5 139V144H6ZM13 143H14V142H13ZM21 143H20V144H21ZM25 143H24V144H25ZM40 143H41V145H43V147L46 146V145L44 146V142H40ZM42 143H43V144H42ZM2 144H3V142H2ZM8 144H10V142H8ZM14 144H16V143H14ZM32 144L35 146L34 149H33V147H31ZM37 144H39V143H37ZM124 144H126V143H124ZM11 145H12V144L8 145L9 148H10ZM27 145L25 146L26 148H27ZM33 145H32V146H33ZM39 145H40V144H39ZM121 145H119V146L121 147ZM6 146H7V145H6ZM18 146H19V145H18ZM23 146H24V145H23ZM2 147H4V145H3ZM41 147H42V146H41ZM46 147H48V146H46ZM124 147H125V145H124ZM151 147H153V146H150L149 148H151ZM0 148H1V146H0ZM11 148H12V147H11ZM11 148H10V151H13V150H11ZM19 148H20V147H19ZM122 148H123V146H122ZM122 148H121V149H122ZM5 149H6V148H5ZM12 149H13V148H12ZM22 149H24V148L22 147ZM27 149H28V148H27ZM45 149H47V148H45ZM121 149L119 148V150H121ZM2 150H3V148H1V151H2ZM6 150H8V149H6ZM17 150H18V149H17ZM43 150H44V149H43ZM43 150H42V151H43ZM149 150H150V149H149ZM151 150H152V149H151ZM20 151H21V150H20ZM20 151H18V152L20 153ZM24 151H25V149H24ZM36 151H37V150H36ZM36 151H35V152H36ZM45 151H46V150H45ZM45 151H44V153L46 154ZM152 151L155 153L154 150H152ZM4 152H5V151H4ZM4 152H3V153H4ZM13 152H14V151H13ZM13 152H10V153L7 152V154H6V152H5V155L7 156L8 153H9V155L11 156V153L14 155V154H16L17 151L15 150V152H14V153H13ZM39 152H40L39 155H41V151H40V150H39ZM47 152H48V150H47ZM118 152H119V151H118ZM146 152H147V151H146ZM149 152H151V151H149ZM3 153H2V155H3ZM44 153H42V154H44ZM120 153H121V152H120ZM151 153H152V152H151ZM20 154H21V153H20ZM27 154L30 155L29 152H26L25 155H27ZM36 154H38V153L36 152ZM0 155H1V152H0ZM9 155H8V157H10ZM29 155H28V156H29ZM33 155L36 156V158H37V155H35V154H33ZM48 155H49V153H48ZM149 155H151V154H148V156H149ZM155 155H156V154H155ZM155 155H153L154 158H155ZM6 156H4V157L7 158ZM18 156H20V155H17V156H14V157H15L16 159H18V158H17ZM23 156H24V155H23ZM41 156H42V155H41ZM114 156H116V155H114ZM119 156H120V155H119ZM119 156H118V157H119ZM125 156H126V155H125ZM143 156L146 157V158H148L147 155H146V156L143 155ZM143 156H141V158H144ZM14 157L12 156V158L14 159L13 161H14V162H17V160H15ZM20 157H21V158H20L21 162L18 160L19 163H22V162H23L22 160H26L27 162H28V160H29V159L27 160L26 157H25L26 159H25L24 157L22 158V156H20ZM118 157H117V158H118ZM122 157H124V156H121V158H122ZM127 157H128V156H127ZM136 157H137V156H136ZM153 157L150 156V158L154 161ZM5 158H4V159H5ZM36 158H34V159H36ZM48 158H49V157H48ZM107 158H108V160H107ZM107 158H106V157H105L104 159L101 158V159H103L102 162H103L104 160H107V161L109 162V159L111 160V158H113V156H112L111 158H110V157H107ZM137 158H138V157H137ZM137 158H135V159H137ZM4 159H1V158H0L1 161H4ZM7 159H8V158H7ZM10 159H11V158H10ZM34 159L31 158V160H30L32 166H33V165L35 166V164L37 165V162H38V161H37V162L34 164V161H33ZM37 159H39V158H37ZM119 159H120V158H119ZM125 159H126V158H125ZM125 159H124L123 161H126ZM128 159H129V158H128ZM130 159H131V158H130ZM40 160H41V159H40ZM43 160H44V159H43ZM43 160H42V161H43ZM112 160H113V159H112ZM143 160H144V159H143ZM158 160H159V159H158ZM26 161H24V163L28 166V168L30 167V168H29V169H30V172L33 171L31 165H29V163H27ZM42 161H39V162L41 163ZM131 161H132V160H131ZM134 161H135V160H134ZM141 161H142V160H141ZM146 161H147V160H146ZM146 161L144 160L143 162H144V163H147ZM155 161H156V159H155ZM4 162H5V161H4ZM8 162H10V161H8ZM44 162H45V160H44ZM44 162H43V163H44ZM99 162H100V161H99ZM99 162H98V163H99ZM113 162H114V160H113ZM117 162H118V160H117ZM119 162H120V161H119ZM135 162H136V161H135ZM143 162H142V164H141V163H140V164L143 165ZM149 162H152V161H149ZM157 162H159V161H157ZM157 162H156V163H157ZM6 163H7V162H6ZM11 163H12V162H10V164H11ZM103 163H106V162L104 161ZM111 163H112V162H111ZM124 163H125V162H124ZM131 163H132V162H131ZM137 163H139V162L137 161ZM2 164H3V163H2ZM2 164H0L1 167H2ZM10 164H8V165H9L10 168H11V165H10ZM12 164H13V163H12ZM38 164H39V163H38ZM99 164H101V162H100ZM99 164H98L99 167H102V166L104 167V165H107V164H104V165L100 166ZM125 164H126V163H125ZM134 164H135V163H134ZM147 164H148V163H147ZM147 164H146V165H147ZM151 164H154V163H151ZM4 165H6V164L4 163ZM61 165H63V164H61ZM119 165H122L121 168H123V164H122L121 162H120ZM137 165H138V164H137ZM149 165H150V164H149ZM157 165H158V164H157ZM6 166H7V165H6ZM15 166H16V165H15ZM19 166H21V165H19ZM37 166H38V165H37ZM63 166H64V165H63ZM110 166H111V165H110ZM116 166H118V165H116ZM116 166H114V167H115L116 170H117L118 167H116ZM139 166H140V165H139ZM143 166H144V165H143ZM154 166H155V165H154ZM1 167H0V169H1ZM23 167H24V166H22V167H20V168H23ZM35 167H36V166H35ZM40 167H43V166H40ZM95 167L97 168V165H96ZM95 167H94V168H95ZM106 167H107V166H106ZM111 167H112V166H111ZM119 167H120V166H119ZM136 167H137V166H136ZM136 167H135V168H136ZM140 167H141V166H140ZM144 167H145V166H144ZM147 167H149V166L147 165ZM2 168H3V167H2ZM20 168H19V169L17 168V171L20 170ZM24 168H25V167H24ZM37 168L39 169V171L41 170V168L36 167V170H35L36 172H39V171H37ZM69 168H70V167H69ZM96 168H95V170H96ZM107 168H108V170L110 169L109 167H107ZM112 168H113V167H112ZM135 168H134L133 170H135ZM137 168H138V167H137ZM137 168H136V169H137ZM145 168H146V167H145ZM153 168H154V167H153ZM6 169H7V168H6ZM13 169L15 170L16 168H13ZM13 169H12V170H13ZM29 169H28V170H29ZM34 169H35V168H34ZM65 169H67V165H66V168H65ZM70 169H71V168H70ZM97 169H98V168H97ZM103 169H104V168H103ZM113 169H114V168H113ZM123 169H124V168H123ZM123 169H122V170H123ZM141 169L144 170L143 167H142ZM148 169H149V168H148ZM7 170H8V169H7ZM7 170H6V172H7ZM12 170H11V172H12ZM26 170H27V169H26ZM26 170H23V171L26 172ZM28 170H27V173L29 174L30 172H29ZM42 170H43V169H42ZM42 170H41V171H42ZM60 170H62V169L60 168ZM73 170H75V169H73ZM73 170H72V172H73ZM99 170H101V169L99 168ZM118 170H120V169L118 168ZM118 170H117V171H118ZM138 170H139V169H138ZM15 171H16V170H15ZM17 171H16V173L18 174ZM68 171H69V170H68ZM97 171H98V170H97ZM110 171H111V170H110ZM110 171H109L108 174H110ZM114 171H115V170H114ZM144 171H145V170H144ZM149 171H153V170L151 169V170H149ZM0 172H2V169L0 170ZM11 172L9 171V173H8V172H7V173L10 174ZM13 172H14V171H13ZM54 172H55V171H54ZM62 172H64V170H63ZM69 172L71 173V171H69ZM69 172H67V174H70ZM103 172H104V170H102V175L104 174ZM112 172H113V171H112ZM112 172H111L110 175L113 174ZM118 172L121 173L120 171H118ZM118 172H116V173H118ZM136 172H137V171H136ZM14 173H15V172H14ZM19 173L22 174V171H21V172L19 171ZM51 173H52V172H51ZM55 173H56V172H55ZM58 173H59V171H58ZM58 173H57V174H58ZM65 173H66V171L64 172V174H65ZM105 173H107V170L105 171ZM119 173H118V174H119ZM137 173H138V172H137ZM142 173H143V172H142ZM147 173H148V172H147ZM147 173H145L144 175L146 176ZM31 174H32V176H31ZM41 174H42V173H41ZM60 174H61V173H60ZM60 174H59V175H60ZM62 174H63V173H62ZM96 174H97V173H96ZM108 174L105 175V178H106V179H109ZM118 174H117V175H118ZM135 174H136V173H135ZM135 174H134V175H135ZM10 175H11V174H10ZM18 175H19V174H18ZM18 175H16V176H18ZM23 175H24V174H23ZM23 175H22V176H23ZM25 175H26V174H25ZM25 175H24V177H23V178H24V181H25ZM36 175H38V174L35 173V176H36ZM52 175H53V174H52ZM59 175L57 176V177H58L57 182H56V183L54 182L55 186H56V187H60V186H65V187H66V185H67V186H68V187H67L68 189H67V188H66V189L69 190V188H70L69 185L72 183L71 180H73V179H72L69 175H67V177H70V178H71V180H70V178H69L70 181H69V180L67 181V180H65L64 178H62V176H61V178H59ZM72 175H74V173H73ZM92 175H94V174H92ZM92 175L90 176L89 179H91V177H92V178H94V180H95V177H93ZM98 175H100V173H98ZM110 175H109V176H110ZM117 175H115V176H117ZM136 175H137V174H136ZM3 176H4V173H3ZM5 176H6V175H5ZM14 176H15L14 174L11 175V177H14ZM22 176H21V177H22ZM28 176H29V175H28ZM28 176H27V178H28ZM33 176H34V175H33V173L31 172V173H30V178H33ZM35 176H34V178H35ZM50 176H51V175H50ZM63 176H64V175H63ZM65 176H66V175H65ZM65 176H64V177H65ZM77 176H79V175H77ZM103 176H104V175H103ZM103 176H102V178H103ZM106 176H107V177H106ZM123 176H124V174H123ZM125 176H126V175H125ZM125 176H124V177H125ZM132 176H133V174H132ZM132 176H131V177H132ZM141 176H143V175L141 174ZM141 176H140V177H141ZM8 177H9V176H8ZM37 177H38V176H37ZM37 177H36V179H38ZM41 177H42V175H41ZM41 177L39 176L40 179H42ZM54 177H55V176H54ZM73 177H74V176H73ZM96 177L99 178V176H96ZM121 177H122V176H121ZM131 177H128V178L131 179ZM133 177H138V176H133ZM133 177H132V178H133ZM0 178H1V177H0ZM5 178H6V177H5ZM65 178H66V177H65ZM78 178H79V177H78ZM78 178H77V179H78ZM98 178H97V179H98ZM111 178H112V176H111ZM115 178H116V177H114V179H115ZM125 178L127 179V176H126ZM125 178H124V180L126 181ZM141 178H142V177H141ZM10 179H11V178H10ZM16 179L18 180V178H16ZM21 179H22V178H21ZM21 179L19 178V181H21ZM36 179H35V180H36ZM53 179H54V178H52V180H53ZM55 179H56V178H55ZM66 179H68V178H66ZM74 179H75V181H77L76 178H74ZM82 179H83V178H82ZM100 179H101V178H100ZM100 179H98V180L100 181ZM103 179H104V178H103ZM112 179H113V178H112ZM118 179H119V178H118ZM120 179H121V178H120ZM122 179H123V177H122ZM122 179H121V180H122ZM11 180H12V179H11ZM42 180H43V179H42ZM80 180H81V179H80ZM86 180H88V179L86 178ZM94 180L92 179V181H94ZM109 180H110V179H109ZM131 180L134 181V180H136V179L134 178V179H131ZM146 180H147V179H146ZM0 181H1V179H0ZM8 181H9V179H8ZM13 181H14V179H13ZM13 181H11L10 183H12V184L14 183V187H15L14 189H19V188H16V186H15V185H17V184H16L17 182L15 183V182H13ZM22 181H23V180H22ZM39 181H40V180H37V181H36L37 183H35V182H33V181L30 179V182H32V183H31L32 188H33V186H35V184H36L37 188H41L40 185H39L41 181H40V182H39ZM63 181H64V182H63ZM66 181H67V182H71V183H70V184H68V183H67V184H63V183H65ZM73 181H74V180H73ZM81 181H82V180H81ZM84 181H85V179H84ZM92 181H91V183H92ZM96 181H97V180H95V181L93 182L95 185L92 184V187H93V188H94V187H98V186H96V183H95ZM112 181H114V180H112ZM127 181H128V179H127ZM137 181H138V179H137ZM143 181H144V179H143ZM2 182H3V180L1 181V183H2ZM38 182H39V184H38ZM42 182H43V181H42ZM86 182H87V181H86ZM128 182H129V181H128ZM131 182H132V181H131ZM140 182H141V180H140ZM4 183H5V182H4ZM6 183H7V182H6ZM49 183H51V181H49ZM87 183H88V182H87ZM115 183L118 184L117 181H116ZM119 183H121V182H119ZM123 183H124V182H123ZM125 183H127V182H125ZM125 183H124V184H125ZM129 183H130V182H129ZM135 183H136V181H135ZM137 183H139V182H137ZM141 183H142L143 185H144L145 183L147 184V182H141ZM141 183H140V185H141ZM20 184H22V183L20 182ZM24 184H25V182H24ZM24 184H22V185L24 186ZM37 184H38L39 186H38ZM43 184H44V182L42 183V185H43ZM62 184H63V185H62ZM75 184H76V182H75ZM79 184H81V183L79 182ZM98 184H99V182H97V185H98ZM117 184H114V185H117ZM4 185H5V184H4ZM7 185H8V183H7ZM18 185H19V184H18ZM27 185H28V181H27ZM29 185H30V183H29ZM50 185H51V184H49V187H51V186L53 185V183H52L51 186H50ZM85 185H87V184H85ZM88 185H89V188H90V186H91L90 182H89ZM88 185H87V187H85V188L89 189V188H88ZM100 185H102L101 182H100ZM119 185H122V184H119ZM126 185H127V184H126ZM131 185H133V186L135 187L134 183H132ZM131 185H130V186H131ZM137 185H138V184H137ZM140 185H139V186H140ZM143 185H142V186H143ZM2 186H3V185L0 184V187H2ZM46 186H47V185H46ZM46 186H45V187H46ZM70 186H71V185H70ZM72 186H73V184H72ZM72 186H71V188H72V190H73L74 186H73V187H72ZM78 186H79V185H78V181H77V188L80 189L79 187H81V186H79V187H78ZM117 186H118V185H117ZM9 187H11L10 184H9ZM12 187H13V186H12ZM18 187H20V186H18ZM21 187H22V186H21ZM24 187H25V186H24ZM56 187H55V189L58 190ZM114 187H115V186H114ZM124 187H126V186L124 185ZM127 187L129 188V186H127ZM134 187H133V188H134ZM136 187H137V186H136ZM145 187H146V186H145ZM145 187H144V190H146ZM4 188H5V187H4ZM25 188H27V187H25ZM32 188H31L32 191H34V190L36 191V190H37L36 188H35V189H34V188L32 189ZM43 188H44V187H43ZM52 188H54V187H51V189H52ZM61 188H62V187H61ZM61 188H60V189H61ZM83 188H84V187H81L80 192H82L81 190H83ZM98 188L101 189L100 187H98ZM115 188H116V187H115ZM119 188H121V186H120ZM122 188H123V187H122ZM131 188H132V187H131ZM131 188H129V189L131 190ZM141 188H142V187H140V189H141ZM9 189H11L12 194H13V190H12V188H9ZM21 189H22V188H21ZM23 189H24V188H23ZM47 189H49V188H47ZM75 189H76V188H74V190H75ZM78 189H77V191H78ZM87 189H86V191H88ZM94 189H95V188H94ZM94 189H92L93 192L91 191V189H89V190H90V191H88V192H89V193H88L89 195H85V196H86V198H87V196L89 197V198H87L89 201H90V197H91L92 199L96 200V201L99 203L100 200L98 201V198H100V196H102V195L99 196L96 192H94V191H95ZM125 189H126V188H123L122 190L125 191ZM0 190H3V188H1ZM39 190H40V189H39ZM41 190H42V188H41ZM52 190H53V189H52ZM52 190H51V192L54 193V191H52ZM56 190H55V192H57L58 195H62V194H63V191L60 192V193H58L59 191H56ZM63 190L66 191V190L64 189V187H63ZM84 190H85V189H84ZM118 190H120V189H118ZM136 190H137V188L134 189V192H133V193H132L133 190L131 191L132 195H136V194H135V193H137ZM144 190H142V191L139 190V191H140L141 193H143V194L146 196V193H144ZM147 190H148V189H147ZM147 190H146V191H147ZM4 191H5V189H4ZM15 191H16V190H15ZM27 191H28V190H27ZM48 191H50V190H48ZM48 191H47V193H49ZM96 191L99 192V194H100V192L103 194V192H102L103 190H102V191H101V190L99 191V190L96 188ZM120 191H121V190H120ZM135 191H136V192H135ZM20 192H21V191H20ZM23 192L25 193V190H23ZM23 192H21V193H23ZM29 192H31V191L29 190ZM70 192H71V191H68L67 194H69ZM73 192H75V191H73ZM73 192H71L72 195H73ZM80 192L78 193V194H79V197H82V198L84 199L83 202L86 201V202L88 203L89 201L86 200L85 196H84V197L81 196V195H84L83 193H85V192H83V193H80ZM126 192H127V191H126ZM2 193H3V191H2ZM8 193H9V192H8ZM14 193H15V192H14ZM41 193H42V191H41ZM86 193H87V192H86ZM86 193H85V194H86ZM92 193H94V195H92ZM95 193H96V195H95ZM127 193H128V192H127ZM147 193H148V194H147V195H148L147 198H149V195H150L149 191H147ZM12 194H11V193L9 194V195L11 196V198L14 199V202H13L12 200H11V202H13V203L16 202V204H14L15 206H16V205H17V206H21V205H19L20 203L22 204V202H20V201H23V202H24V201H25L24 198H23V200H22L21 197H20V199H21V200L19 199V200H20V201H19L20 203H17V201H16L15 199L18 200V198H16V196H15V198H14V196H13L14 194H13V195H12ZM16 194H17V193H16ZM33 194H35V192H33L31 195L33 196ZM64 194H65V192H64ZM64 194H63V197H65ZM78 194L75 192V195H76V196H78ZM90 194H91V195H90ZM124 194H125V193H124ZM124 194L122 193L123 196H124ZM5 195H6V194H5ZM35 195H36V194H35ZM37 195H38V194H37ZM44 195H48V196H49V194H45V193L43 192V198L45 197ZM58 195H56V198H57V197L59 198ZM72 195H71V196H72ZM137 195H138V193H137ZM137 195L134 196V197L136 198V200H137V201L135 200L136 202H138L139 200H142L141 198L138 199L137 197H138L139 195H138V196H137ZM10 196H9V197H6V196H5V198H6V199H7V198L10 199ZM12 196H13V197H12ZM19 196H20V195H19ZM22 196H23V194H22ZM26 196H27V195H26V193H25V197H26ZM41 196H42V194H40L39 196H36V197H37V198H38V197L40 198ZM125 196H126V195H125ZM127 196H128V195H127ZM129 196H130V195H129ZM145 196H144V197H145ZM17 197H18V196H17ZM23 197H24V196H23ZM34 197H35V196H34ZM49 197H50V196H49ZM93 197H94V198H93ZM140 197H141V195H140ZM27 198L30 199L29 195H28ZM37 198H36L35 201H37V202H38V205H40L39 202L41 201V198H42V197H41L40 199H38V200H40V201H38ZM82 198H81V199H82ZM102 198H103V196H102ZM102 198H100V199H102ZM129 198H131V197H129ZM132 198H133V197H132ZM132 198H131V199H132ZM47 199H49V198H47ZM65 199H66V198H65ZM69 199H70V197H69ZM75 199H77V198L75 197L74 200H75ZM127 199H128V197H127ZM144 199L146 200V197H145ZM42 200H43V199H42ZM63 200H64V199H62V200H60V201L62 202ZM71 200H72V199H70V201H71ZM79 200H80V199H79ZM79 200L77 199L78 202H79ZM132 200H134V198H133ZM132 200H131V201H132ZM1 201L3 202V199H2ZM9 201H10V200H9ZM26 201H27V203L24 202L25 204H28V206L32 205V206H30V208L28 207V209H31V207H33V206L35 205V211H36V203H35V204H32L33 202L30 203L29 200H26ZM31 201H32V198H31ZM55 201H56V200H55ZM55 201H54V203H57V201H56V202H55ZM58 201H59V199H58ZM135 201H134V202H135ZM5 202H7V201L5 200ZM44 202H46V201L44 200ZM47 202H48V201H47ZM49 202H50V201H49ZM49 202H48V203H49ZM63 202H64L63 204L65 205V204H66L65 201H63ZM71 202H73V200H72ZM93 202H94V201H93ZM101 202L103 203V202H105V201H104V200H101ZM134 202H133V203H134ZM50 203H51V202H50ZM50 203H49V204H50ZM54 203H52V204H54ZM58 203H60V202H58ZM67 203L71 204L69 201H67ZM105 203H106V202H105ZM105 203H104V204H105ZM6 204H7V203H6ZM29 204H30V205H29ZM44 204H45V203H44ZM69 204H67V205L70 206ZM72 204H73V205L75 204V206L77 205V204L74 203V202H73ZM82 204H83V203H82ZM96 204H97V203L95 202L94 207H93V210H95L97 207H99V206H98L99 204L101 205V203H99V204L95 207ZM11 205L13 206V204H11ZM41 205H42V204H41ZM58 205H59V204H58ZM58 205L55 204L54 206H58ZM64 205H63V208H65ZM79 205H80V204H79ZM85 205H86V204H84L83 206H85ZM90 205H91V204H90ZM90 205H89V206H90ZM133 205H134V204H133ZM133 205H132V207H131V205H130V207H131L132 209H133V207H134ZM1 206H2V203L0 202V208L2 209ZM3 206H4V209H2V211H3V212L5 211V214H4V213H3V214L7 216L6 213H10V212H6L7 210H5V203H4ZM6 206H8V205H6ZM26 206H27V205H26ZM42 206H43V205H42ZM42 206H38V207L41 208V210L38 209V208H37V209H38L39 211H42V209H43ZM44 206H45L44 209L46 210V207H47L48 205H47V206L44 205ZM87 206H88V205H87ZM92 206H93V205H91V207H92ZM108 206H109V205H108ZM24 207H25V206H24ZM13 208H14V206H13ZM20 208H23V207H20ZM20 208H17V209L19 210ZM26 208H27V207H26ZM26 208H25V209H26ZM33 208H34V207H33ZM33 208H32V209H33ZM50 208H51V209H49V207H48L49 211H50V210H51V211H54V209H53L51 206H50ZM55 208H57V207H55ZM58 208H59V211H60V212L65 213V212L63 211V210H64L63 208H61V207H58ZM58 208L55 209L56 211H54V212H56V214H57V216H58L57 218H56V216H54V218H56V219H54V220H56V222H58L57 219H59V216H60V215L58 214V211H57ZM60 208L63 209V210H61ZM77 208H78V206H77ZM81 208H82V207L80 206V207H79L80 211L82 210ZM85 208H86V206H85ZM85 208H83V209H85ZM99 208H100V207H99ZM103 208L107 209V207H104V206H103ZM127 208L129 209L128 206H127ZM6 209H7V207H6ZM10 209H11L10 211H11V213H12L13 210H12L11 206H10ZM23 209H24V208H23ZM32 209H31V210H32ZM44 209H43V210H44ZM70 209H71V208H70ZM74 209H76V207H75ZM38 210H37V211H38ZM85 210H87V209H85ZM85 210H84V212H86ZM99 210H101V209H99ZM15 211H16V210H15ZM19 211H20V210H19ZM19 211H17V215H18V213H20V215H21V212H19ZM28 211H30V210H28ZM33 211H34V210H33ZM33 211H30V212H31V215H32ZM37 211H36V213H38ZM65 211H66V209H65ZM69 211H70V210H69ZM74 211H75V210H74ZM89 211H91V209H90V210H87V212H89ZM102 211H103V209H102ZM102 211H101V212H102ZM105 211H106V210H105ZM22 212H23V211H22ZM26 212H27V211H26ZM26 212H25L24 215H26ZM60 212H59V213H60ZM82 212H83V211H82ZM84 212H83V214H84ZM93 212H95V211H93ZM93 212H92V213H93ZM108 212H110L109 209H108V211H107L106 214H108ZM1 213H2V212H1ZM1 213H0V215H1ZM15 213H16V212H15ZM34 213H35V212H34ZM34 213H33V215H34ZM40 213H41V212H40ZM43 213H44V212H43ZM52 213H53V212H52ZM68 213H69V212H68ZM71 213H72V215L74 214V212H71ZM99 213H100V212H99ZM103 213H105V212H103ZM44 214H46V213H44ZM44 214H43V215H44ZM48 214H49V213H48ZM50 214H51V213H50ZM69 214H70V213H69ZM75 214L77 215V209H76V213H75ZM79 214L81 215L82 213H79ZM97 214H98V212H97V213H94V216L91 215V214H90V215H91L93 218L95 217L96 219H98V218L96 217ZM10 215H11V214H10ZM22 215H23V214H22ZM24 215H23V217H24ZM28 215H29V217L31 216L30 214H27L26 216H28ZM53 215H54V214H52L51 216H53ZM65 215L67 216L66 213H65ZM65 215L63 214L62 216H64V218H61V219H62V220H63V219L66 220V223L68 224L67 219H69V218L67 217V219H65V218H66ZM98 215H99V219H98V220H100V216L103 215V214H101V215L98 214ZM108 215H109V214H108ZM1 216H2V215H1ZM8 216H9V214H8ZM11 216L13 217V214H12ZM26 216L24 217L25 219H26ZM36 216H37V214H35V217H33L34 222L32 221V226L35 225V223L37 224V220H38V218L41 216V214H38V216H39V217L37 216L38 218H37ZM62 216H60V217H62ZM70 216H71V215H70ZM85 216H87V215H85ZM85 216H84V217H85ZM105 216H106V215H105ZM15 217H16V216H15ZM17 217H20V216H17ZM23 217H22V218H23ZM29 217H28L29 220H26V221L29 222V223H27L28 225L31 224L30 219H32V218H29ZM41 217H42V216H41ZM44 217H47V215H46V216L44 215ZM44 217L42 218V220L39 219L40 221L38 220V222L40 223V222L44 221V220H45ZM73 217L76 218L75 216H73ZM88 217H89V216H88ZM108 217H110V216H108ZM108 217H107V218H108ZM2 218H4V216H3ZM5 218H6V217H5ZM22 218H20V219L23 220ZM49 218H50V216H49ZM81 218L83 219V216H82ZM86 218H87V217H86ZM86 218H84L85 220H83V221L86 222ZM93 218H92V220H93ZM95 218H94V219H95ZM102 218L104 219V217H102ZM0 219H1V217H0ZM6 219H7V218H6ZM15 219H16V218H15ZM15 219H13V220H14V223L16 222ZM20 219H19V220H20ZM35 219H36V220H35ZM46 219H47V218H46ZM76 219H77V220H76ZM76 219H73V220L78 221V218H76ZM105 219H106V218H105ZM109 219H111V218H109ZM16 220H17V219H16ZM47 220H48V219H47ZM50 220H52V219L50 218L48 221H50ZM62 220L58 222L59 225H60V222H62ZM71 220H72V218H71ZM88 220L90 221V219H87V221H88ZM3 221H5V223H3ZM48 221H47V222H48ZM69 221H70V219H69ZM103 221H104V220H103ZM10 222H11V220H10ZM23 222H25V220H24ZM44 222H46V221H44ZM47 222H46V223H47ZM72 222H73V221H72ZM74 222H75V221H74ZM80 222L84 224V222H82V221H80ZM80 222H79V223H80ZM92 222H94V220H93V221H90V223L88 222V224L85 223L84 225L87 227V225L91 224V225H89V227H90V226L93 227V226H95V225H93ZM99 222H100V221H99ZM118 222H120V221H118ZM118 222H117V223H118ZM14 223H13V224H14ZM16 223H17V222H16ZM16 223H15V224H16ZM18 223H19V225H20V222H18ZM33 223H34V224H33ZM42 223H43V222H42ZM94 223L96 224V222H94ZM100 223H102L101 226L104 227L103 222H100ZM120 223H121V222H120ZM15 224H14V225H15ZM27 224H26V226H27ZM43 224H44V223H43ZM48 224H50V223L48 222ZM48 224H46V225L48 226ZM56 224H57V223H56ZM63 224H64V223H63ZM118 224H119V223H118ZM8 225H9V224H8V219H7V220H5V219H4V220L1 219V221H0V230L3 229V230H5V231H7V230L10 231L11 228H9ZM22 225H23V228H24V224H22ZM37 225H39L38 227H39L40 229H39L38 227H37V228H38L39 230H41V229H42V228H41V223H40V224H37ZM75 225H76V222H75ZM84 225H83V226H84ZM115 225H116V224H115ZM17 226H18V225H17ZM26 226H25L24 229L26 230V228H27V231H28V230H29V229H28L29 226H27V227H26ZM30 226H31V225H30ZM57 226H58V224H57ZM78 226H80V225H78V223H77V227H78ZM10 227H11V226H10ZM12 227L16 228L15 226H12ZM49 227H50V226H49ZM51 227H53V229H55L56 225H54V221H53V225H51ZM75 227H76V226H75ZM77 227H76V229H77ZM86 227H85V228H86ZM89 227H88V228H89ZM98 227L100 228V226H98ZM7 228H8V229H7ZM31 228H32V227H31ZM60 228H61V229H60ZM64 228H65L64 230H66V228H71V229H72L73 227L70 225L69 227H64ZM96 228H97V227H96ZM101 228H102V227H101ZM101 228H100V229H101ZM21 229H22V228H21ZM34 229H36V228H34V226H33V228L30 229V230H32L33 233H35L34 236H35V237L37 236V238H38V235H39V234H37V232H35ZM44 229L47 231V233L45 232V233H46V234H45L44 231H43V233L45 234V237H44V235H43V236L41 235V236H42L43 238L46 239V241L44 242V243L47 242V243H46V247L44 246V245H45L44 243H43L44 245L40 244V242H37V243H39V245H41L42 247H44V249H45V248L48 249L49 247L51 248V246H52V248H55V247H53V245H54L55 243H54V244L52 243V242H54V240L51 239V237H52V236H55V234H53V233H56V232H55L56 229H55L54 231H52V232H49V233L52 235L51 237L49 236V233H48V231H50V230H47L46 227H44ZM44 229H43V230H44ZM48 229H49V228H48ZM97 229H98V228H97ZM16 230L19 231V228L16 229ZM25 230H24V231H25ZM30 230H29V231H30ZM39 230H37V231L41 233V231H39ZM51 230H52V229H51ZM57 230L63 231V230H62V225H61L60 227H57ZM11 231L14 232L15 230L13 231V229H11ZM27 231H26V234H22V235H24V236L27 235V234L29 235V233H27ZM72 231H73V229H72ZM72 231L70 230L69 232H72ZM19 232H20V231H19ZM19 232H17V233H19ZM57 232H58V233H57V234H58L57 236H58V238H59V237H60V234H62V233L59 232V231H57ZM76 232H77V231H76ZM96 232H97V231H96ZM98 232H99V231H98ZM98 232H97V233H98ZM6 233H7V234H8V233L12 234L11 232H6ZM30 233H31V232H30ZM59 233H60V234H59ZM63 233H65V232L63 231ZM74 233H75V232H74ZM80 233H81L82 235H85V234H83L82 232H78V234H80ZM14 234L16 235V233H14ZM19 234H20V233H19ZM71 234H72V233H71ZM71 234H70V235L68 234V235L71 236ZM95 234H96V233H95ZM1 235H2V234H1ZM1 235H0V237L2 238V241H3V237H2ZM5 235H6V234H5ZM22 235H21V236H22ZM28 235H27V236H28ZM31 235H32V234H31ZM31 235H30V237H31ZM3 236H4V235H3ZM8 236H10V235H8ZM17 236L19 237L18 234H17ZM27 236L24 237V238H26L27 240H31L32 238H35V237H32L31 239H29L30 237H27ZM39 236H40V235H39ZM48 236H49V237H48ZM62 236H63V237H60V239H61L60 244L62 245V246L60 245V247H63V246H64V247L68 248V247H67V246H68L67 244L69 243L68 241L66 242V243H67V244H66L67 246H66L65 244H64V245L62 244V243L64 242V241L62 242V238L64 239V238L67 236V233L63 234ZM64 236H65V237H64ZM72 236H73V234H72ZM72 236H71V237H72ZM86 236H88V235L86 234ZM92 236H93V234H92ZM99 236H100V235H99ZM6 237H7V235H6ZM18 237H17V241H18ZM22 237H23V236H22ZM22 237H21V238H22ZM42 237H41V238H42ZM75 237H76V235H75ZM75 237L73 236V239H74V240H75ZM96 237H97V238H96ZM1 238H0V239H1ZM14 238H15L14 242H16V237L14 236L13 239H14ZM37 238H35L36 241H38V240L41 241L40 239H37ZM78 238H81V240H82L83 237H81L80 235H78ZM78 238H76L77 240H75V241L78 242V243H80V242L78 241ZM84 238L86 239L85 236H84ZM87 238H89V237H87ZM90 238H91V240H92V239L94 238V236H93V237L90 236ZM90 238H89V239H90ZM95 238H96V240L98 241V234H97V236L95 235ZM4 239L6 240V238H4ZM9 239H10V238L8 237V240H9ZM47 239H48V240H53V241H50V242H51V243H50V242L47 241ZM69 239H70V237H69ZM69 239H68V237H67V240H69ZM71 239H72V238H71ZM89 239H88V240H89ZM8 240H7V242H9ZM33 240H34V239H33ZM35 240H34V241L31 240V242H35ZM55 240H56V239H55ZM64 240H65V239H64ZM81 240H80V241H81ZM58 241H59V239H58ZM83 241H84V240H83ZM85 241H86V240H85ZM12 242H13V241L11 240V241H10L9 243H7V244H9L10 246H12V244H13ZM19 242H22V243H23V241H20V240H19ZM25 242H27V241H25V239H24V246L26 245V247H27V245L30 243V241H29L28 243H25ZM42 242H43V240H42ZM56 242H57V241H56ZM99 242H100V239H99V241H98V244H99V245L101 244V246L103 247L102 250H105L106 248L104 249V246L102 245V243H101V242L99 243ZM5 243H6V242H1L2 246H5ZM10 243H12V244H10ZM16 243H17V242H16ZM37 243L35 242V244H36L37 246H39ZM48 243H50L51 245H50V244H49L50 246L47 245ZM72 243H74L73 240H72ZM72 243H71V244H72ZM78 243H77L76 245H79ZM82 243H83V242H82ZM84 243H85V242H84ZM87 243H88V241H87ZM1 244H0V245H1ZM3 244H4V245H3ZM7 244H6V246H7ZM18 244H19V243H18ZM20 244H21V243H20ZM35 244H34V245H35ZM74 244H75V243H74ZM80 244H81V243H80ZM85 244H86V243H85ZM88 244H93V243H92V241H91V243L89 242ZM95 244L98 246V244H97L96 242H95ZM16 245H17V244H16ZM29 245H30V244H29ZM29 245H28L27 250L29 249ZM34 245H33V246H34ZM81 245H82V244H81ZM83 245H84V244H83ZM86 245H87V244H86ZM86 245H85V246H86ZM2 246H1L0 248H2ZM6 246H5V248H6ZM17 246H18V245H17ZM31 246H32V243H31ZM41 246H40V248H41ZM54 246H56V244H55ZM58 246H59V244H58ZM73 246H74V245H73ZM89 246L92 247V246H94V244H93V245H89ZM97 246H95V247H97ZM19 247H20V245H19ZM34 247H35V250L38 248V251L36 250L37 252H40L39 247H36V246H34ZM34 247H33V249H34ZM75 247H76V246H75ZM77 247H78V246H77ZM80 247H81V248H80ZM95 247L93 248V250L97 251V250L95 249ZM98 247H99V246H98ZM13 248H14V246H13ZM15 248L17 249L16 246H15ZM15 248H14L13 250H15ZM71 248H72V247H71ZM79 248L82 249V250H80V252L82 251V252H81L82 254L87 253L86 250H85V252H83V249L85 248L84 246H83V248H82V246H79V247L76 248V249L78 250ZM86 248H88L87 250L90 251V247H87V246H86ZM100 248H101V247H100ZM100 248H99L100 253H102ZM6 249H7V248H6ZM9 249H10V248H9ZM58 249H61V248L58 247ZM64 249H65V248H64ZM64 249H63V251L67 250V249H65V250H64ZM107 249L109 250V248H107ZM2 250H3V251H2ZM2 250H1V251H2L3 253H1V251H0V253L4 256V253H6V250H4V247H3ZM11 250H12V249H11ZM30 250H32V248H30ZM30 250H29V251H30ZM51 250H52V249H49L48 251L45 250V251L48 252V253H51L50 255H53V257L57 256L56 259H55V258H52V256H51V257L49 256V258H47L48 255H46V254H45V251H42V249H41V251L44 253V254H43V253H42V254L45 255L47 259L56 260L59 264H64V263H60V262H65V260H66V259H65V255H66V256H68V255H67L65 252H64L65 255L62 253V254H63V257H64V259H65V260H63L62 257H60V258L58 257V254L60 253L59 250L57 251V249H55V250L53 249L54 251L49 252V251H51ZM72 250H73V251L75 250L74 247L72 248ZM108 250H105L106 253L108 252ZM4 251H5V252H4ZM67 251H68V250H67ZM73 251H71V249H70V251H68V252H69V254L71 255V252H73ZM75 251H76V250H75ZM75 251H74V252H75ZM109 251H110V250H109ZM8 252H9V254H10V253H12V252H14V251H10V250H9ZM15 252H16V251H15ZM54 252H57V254H56V255H55V254H52V253H54ZM74 252H73V253H74ZM93 252H94V251H93ZM97 252H98V254H100L99 251H97ZM27 253H28V252H27ZM33 253H34V252H33ZM76 253L79 255V252L76 251ZM94 253H95V252H94ZM108 253H109V252H108ZM28 254H29V253H28ZM35 254H36V252H35ZM62 254H61V255H62ZM77 254L74 253V256H76V258L78 257ZM82 254H80V255H82ZM92 254H93V253H92ZM96 254H97V253H96ZM98 254H97V257H98ZM109 254H110V253H109ZM36 255H37V257L40 256V257H38V258H40L39 260H41V255H40V254L38 255V253H37ZM70 255H69V258H70ZM87 255H89V253H87ZM87 255H86V256H87ZM110 255H112V254H110ZM12 256H14V255H12ZM28 256H29V255H28ZM90 256H91V255H90ZM94 256L96 257V255L93 254V258H92L91 260H95V261H94L95 263H96V261L99 262V260L95 259ZM99 256H100V255H99ZM102 256H103L104 258H106L107 256L109 257V255H107V254H102ZM105 256H106V257H105ZM112 256H113V255H112ZM32 257H33V256H32ZM43 257H44V256H43ZM80 257H81V256H80ZM80 257H78V258H80ZM100 257H101V256H100ZM108 257H107V259H109ZM27 258H30V256L27 257ZM27 258H26V259H27ZM34 258H35V257H33V260H34ZM46 258L44 257V259H46ZM58 258H59L60 260H58ZM78 258H77V259H78ZM82 258L85 259V255H84V257H82ZM104 258H101V259H100V260L102 261V263H103L104 261H106V260H104V261L102 260V259H104ZM110 258H111V257H110ZM113 258H114V257H113ZM30 259H32V258H30ZM71 259H73V258H71ZM80 259H81V258H80ZM84 259L82 260L83 263H85V262H84ZM88 259H90V258H88ZM1 260H3V257H2ZM28 260H29V259H28ZM37 260H38V259H37ZM52 260H49V261H52ZM62 260H63V261H62ZM78 260H79V259H78ZM112 260H113V259H112ZM26 261H27V260H26ZM66 261H67V262H65V264H69V263H70V261H69V263H68V260H66ZM38 262H39V261H38ZM41 262H44V260H43V261L41 260ZM46 262H48V260H47ZM53 262H55V261H53ZM79 262H80V260H79ZM108 262H114V261L108 260ZM108 262H107V263H108ZM3 263H4V262H3ZM27 263H28V262H27ZM27 263H26V264H27ZM34 263L36 264V260H34ZM34 263H33V264H34ZM39 263H40V262H39ZM44 263H45V262H44ZM50 263H51V262H50ZM50 263H49V264H50ZM71 263L73 264V262H71ZM71 263H70V264H71ZM104 263H105V262H104ZM107 263H106V264H107ZM46 264H47V263H46ZM51 264H55V263H51ZM56 264H57V263H56ZM80 264H82V263H80ZM85 264H86V263H85ZM89 264H90V262H89ZM93 264H94V263H93ZM98 264H99V263H98ZM108 264H110V263H108Z\"/></svg>","mask_w":264,"mask_h":264},{"label":"crops","instance_id":"obj_3","mask_svg":"<svg viewBox=\"0 0 264 264\" xmlns=\"http://www.w3.org/2000/svg\"><path fill=\"white\" fill-rule=\"evenodd\" d=\"M33 2H35V0H32ZM37 1V0H36ZM51 0H38L37 2H35L36 4H38V2H40V5H42V2H45L44 4L45 5H43L44 6V8H43V11L42 12H47L46 11V9L45 8H50V6H51V2H50ZM61 1H63V2H61L60 4L61 5H63V6H65V7H67V8H64L65 9V15H67V17H65V20H66V24H64V25H66V26H63L62 28L65 30V31H67V29H68V31H70V30H72V28L74 29L76 26V28L74 29V30H79V27L78 26H81V25H83V24H81L82 22H83V16H82V13H83V11H81L82 10V8H83V6L82 5H84V0H61ZM82 1H83V3H82ZM106 3H104V2ZM110 3H109V2ZM108 1H106V0H96V2H95V0H93V5H94V8L95 9H93L92 11L96 14V16H95V14H94V16H95V19H96V21L98 22H96L95 23V25H94V27L96 28V26H97V24L99 25L100 24V22H102V13H104V11L107 9V8H109V7H111V5H112V3H113V1H117V0H108ZM119 1H121V0H119ZM137 1V2H136ZM29 2H30V0H29ZM80 2V3H79ZM129 2V4H130V7L128 6L129 4H124V6L122 7L123 9L124 8H128V10L130 9V14H131V16H130V20H128V22L126 23V24H128V25H126L125 24V28H122V29H127L128 31H131V29H134L135 27H139L138 29H139V32L141 33V32H143L144 30H146L147 29V27H148V24H149V22H148V17H146V15L148 16V1L147 0H130V1H128ZM31 3V2H30ZM78 5L77 7L79 8V10H80V13H79V11H78V8L77 7H75L76 6V4ZM82 3V4H81ZM87 3H89V1L87 2ZM99 4V6H97L96 4ZM108 3V4H107ZM142 3H144V4H142ZM31 4H34V3H31ZM36 4H34L35 6H31L30 4H28V6H30L32 9H33V7H34V9L36 8V7H38V5L36 6ZM60 4H58V5H60ZM65 4V5H64ZM72 4V5H71ZM110 4V5H109ZM136 4H137V6H136ZM142 5V6H144V9L146 10V11H144L142 8V6H140V5ZM147 4V5H146ZM40 5H39V8H40ZM47 5V6H46ZM60 5V6H61ZM100 5H102V6H100ZM107 5V6H106ZM27 6V8H26V10H28V11H30L29 10V7ZM46 6V7H45ZM71 6H73V7H75V8H73V7H71ZM97 6V7H96ZM62 7V6H61ZM106 7V8H105ZM77 8V9H76ZM97 8H99V10L97 9ZM121 8V9H122ZM138 9V11L140 12V10H141V12H140V15H139V12L137 11V9ZM141 8V9H140ZM40 9H42V8H40ZM63 9V8H62ZM75 9H76V11H75ZM45 10V11H44ZM102 10H104V11H102ZM70 11H71V14L73 13L74 14V12L75 13H77V14H80L81 15V18L80 19H78L77 21H73V19H71L70 18V16H71V14H70ZM96 11H98V12H96ZM132 11H133V13H132ZM134 11H136V13L134 12ZM82 12V13H81ZM101 13V15L100 14H98V13ZM137 12H138V15H137ZM171 12H173V10H171ZM28 13V12H27ZM68 13V14H67ZM70 14V15H69ZM145 14V15H144ZM84 15V14H83ZM48 16H49V14H48V12H47V18H48ZM98 16V17H97ZM134 16H135V18H134ZM100 18H101V20H100ZM49 19V18H48ZM48 19H46V22H44L43 24H40V26H39V28L41 29V30H44L45 31V29L47 28L45 25L47 24V26L49 27V20ZM98 19V20H97ZM142 19V20H141ZM27 20H28V17H27ZM71 20V21H70ZM100 21V22H99ZM104 21V20H103ZM142 21V22H141ZM68 22H70L71 23V26H70V24L68 23ZM79 24H78V23ZM76 23V24H75ZM30 23H29V21H28V27H30V25H29ZM67 24L69 25V26H67ZM108 27H109V29H112L113 28V23L112 22H107V23H105ZM144 24V25H143ZM73 25H76V26H73ZM135 25V26H134ZM142 25L144 26V27H142ZM131 26H133V27H131ZM44 27H45V29H44ZM68 27H70V29L68 28ZM81 28V27H80ZM97 29H99V28H97ZM108 29V30H109ZM143 29V30H142ZM73 31V30H72Z\"/></svg>","mask_w":264,"mask_h":264}]
</instances>
